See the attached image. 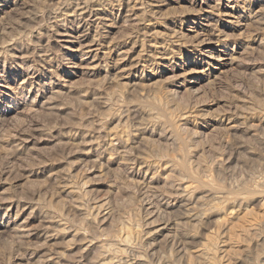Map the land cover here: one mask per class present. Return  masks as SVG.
Listing matches in <instances>:
<instances>
[{
  "label": "rangeland",
  "instance_id": "374dc122",
  "mask_svg": "<svg viewBox=\"0 0 264 264\" xmlns=\"http://www.w3.org/2000/svg\"><path fill=\"white\" fill-rule=\"evenodd\" d=\"M27 1H28L29 4L31 3L30 4V8H28V9H25L23 7L21 8V6H19L20 8L17 7V9H15L13 7L11 9L9 8V10L7 9L6 11H8V12H5L2 15L3 22L1 21L2 24L0 26V31L4 30V31L0 32V40H1L0 43L3 41L2 39H5V38H7L9 36L8 34L11 35V34H16V33H20L21 32L20 34L22 35V34L25 33L24 35H22L23 38L25 39L24 40L25 43L22 42V43L18 44V46H16L17 48H15V47H14L15 49L11 48V50L10 51L8 50V51L11 54L13 52H17L16 49H19L22 52H26V54H28V56L30 57V58H28V61L24 62L25 64L23 63V67L25 69H22L20 66H18L19 64H18L17 61H15V60L13 61V59L11 57H9L10 54L4 53L0 57V70H2V71H0V73L2 74V77L0 78V84H2L3 80L5 79L6 81H10L13 85H17V83H19V81L24 76H27L29 74L31 76H34L37 79L36 81L33 82L32 85L28 84V85L25 86V88H24V95L25 96L24 97H20V96H18V98L14 97L16 101H19V102L26 101L28 103V105L30 104V106L25 108L26 110L23 109L24 111L23 110L20 111V110L12 109L13 108L12 104L14 102H12V100H10V98H9V100H4V101L0 100V109H2L3 111H5L7 113V114L4 115V118L0 120V222H2V221L6 222L8 220H11V219L14 218V216L16 214L17 217H15V219L18 220V218H19L20 222L24 220L23 223L31 230V232L34 231L36 233L32 232V234L27 237L28 239H25L26 241L27 240L29 241L28 245L30 243V245L28 246L26 244L27 242L24 240V238H17L15 236H13L14 234L10 230H6L7 232L4 231V233H7V234H3L2 238L0 237V264H21V263L22 264H35V263L39 264V262H40V264H45V263L46 264L47 263L48 264H54V263L55 264H57V263L58 264H72V263L73 264H75V263L76 264H83L85 262V261H83L84 259L91 262L92 257L95 256V252L97 253V251H96L97 250L96 243L97 244H100V243L106 244L108 242V243L111 244V242H113V241H114L113 244L115 243V240H113L114 236H111V235L115 234L114 231L115 230L117 231L119 229V228H116L117 225H118V227H120L122 225V223H123V220L125 221V223H123L125 225L124 228H126V224L127 223H128L127 228H128V226H130L128 228V230H130L131 227L134 226L131 229V230L134 231V233H133V231H130L133 234V236L136 234L134 237H137L138 235L141 236L140 237L141 240H139L140 239L139 237L134 238V243L132 245V249L134 251L128 255L129 257L132 256V255L135 256V254L137 253L138 255L136 254V256L138 257V256L141 255L140 256L141 259L144 260L145 258H143V257L145 256L144 255V253H145L146 254L145 257L149 256L148 258L152 259L151 262H150L151 264H154L155 262H156L155 264L159 263L156 260L157 257H161L162 256V257H166L167 258V256H168V258L170 257L169 259H172L173 257L174 258L179 257L180 255H182L183 253L186 252L187 247H188V249H190L191 245H192L190 243L191 240L189 241V239H186L188 241L185 240L183 242L184 244L182 243L183 239L180 238L183 235L182 233L185 234L187 232L186 234H189V233L190 234L193 233L194 235L196 234L195 236L191 234V236H189V238L190 237L192 238V236H193V237H196V239L202 240L204 238L203 236L206 235L205 233L207 231V229L205 227L207 226V224L208 225H210V224L206 223V226H205L204 225L205 224L204 221H201L204 224L201 223V225L200 224L198 225V223H199L198 222L197 225H193V228L196 227V228H194V231H193L192 230L193 228L191 229L192 226L188 227V225H187L188 228L185 227L186 226L185 224H184V226H182L183 224L181 222L183 220L178 218L179 214H174L175 212L177 213L175 205L177 203L176 201H178L177 200L178 197H177V194L175 193L176 191L173 190V188L175 189V185L177 183L176 180L179 179L178 176H180V175L178 174V172H174L175 173L174 174L173 171L171 172L169 169L163 168L164 167L163 165L165 164V162H167L168 160H172L173 159V158H169L168 157V156L173 157V155H175V154H173L174 152L172 153L173 150L175 151L176 154H178V155H175V156L178 157V158L180 157L179 159L184 157V159L186 158L185 160L187 162H189L191 160L189 162V166L193 167V168L192 167L191 168H192L193 172L195 173V175L197 176V178L200 177L202 179L204 177L203 176L204 173L206 174V172H204V171H207L208 172L207 175H209V173L211 174V175H209L210 177L208 176V179L211 180L210 182H212L213 184L217 185V182H215V181H219L218 183H219V186L221 188L222 187L225 188V186H227V184H228L229 186H227L226 189H228L227 191H229V190L230 191H232V190L235 191V192L232 191V193H234V194H232L233 196H235L237 194V192L240 190L241 187L239 186V184L241 183L240 185L243 188H241V191H239V193H238L239 195H236V196H238V198L241 200V203H243L244 205L242 204L243 208H241L242 207L241 206L240 209H238L239 210L238 213H240L241 216H243V214H244V210H243L244 206H247V204H248V206L245 207L246 208L245 209V213H247L249 209H253L254 210L253 213H255V210L256 211L258 210L257 212L259 214V212L261 211L260 210L261 207L259 206V204H260L259 203L260 202L259 199L264 194V193H262L264 191V182H263L264 181V117H263V114H264V70H262V69H264V43H262V42H264V29L262 31L260 29L261 27H263V25L261 26V24H260V25H256L255 26V24H254V26L258 30L260 29V32L258 30H256L252 24H251L252 27L257 32L251 27V25L247 27V31L245 30L247 34L251 31L249 33V35L251 34L249 36V38L250 37L251 38L250 39L248 38V45H249L248 47H251V48L247 49L248 50L247 52H243V53H241V55L239 54V56L241 57L239 65L238 64H233L232 66L227 67V69L215 79L210 77L209 76L210 74L207 73L208 72L207 71L206 72V76H203V78L200 81V83L195 87V88L199 87L198 91L196 90L197 92L194 91V90L193 91L190 90V91H188V93L186 91L185 93H187V94H185L184 90H182L181 92H176V95H175L174 94L175 92L172 91L174 86H172V82H170L168 80V78H166L167 77V75H166L167 72L165 73V71H163V64H162L163 61L156 57L157 55L155 54L156 51H155L154 47L157 46L158 44L159 45L161 43L163 44L161 46L166 48V52H169V57L171 58V59L169 58V60L166 61V62L174 61L175 63L177 62V64H180V65H183L185 62L188 63L189 62L188 59H190L188 57L191 56L190 55L191 52H189V49L184 44L185 38L182 39L181 37L183 36V33H185V31L188 28V26H190L191 24L190 25L189 24L170 25L169 20H167L168 17L165 18V16H162V15L159 16L158 14H154L156 16L155 17L151 13V7H150V6H152V3L153 4H158V5L161 4L159 7L162 9L164 14H166L165 12H168V11L169 12L173 11V12L178 13V12H180L181 8L176 6L175 3H173V0H167V1L164 0L165 3L163 5H162V1L161 0L160 1L156 0L157 2L153 1V0L152 1H150V0L149 1L139 0L140 3L142 1V4H140L141 6L139 5L140 9L137 10L138 12H137V15L135 17L136 19L134 18L133 21H131L132 18H130V17L128 18V17L125 16V11H124L125 10V7H124L125 5L123 4V0H118L117 1L118 3L116 2V4H113V2H110V1H107V0H100V4L98 5V7L100 6L99 7V15L101 16V19L104 17L103 18L104 21L100 19L101 20L100 22L98 21L97 23L93 24L92 22L87 20L85 17L84 18L75 17L76 20H75V18L74 19L73 18H71V19L68 18V19H66L64 21L65 26H63V27H61L60 25H57V24H56V26H54L55 24L52 23V19L50 18V15H47V11L45 9L43 10V8H45V7L42 5L43 3H40L42 1H40V0H27ZM130 1H131V3H134L137 0H130ZM214 1H217V0H214ZM218 1H220V0H218ZM240 1H241V4H242V3L248 2L250 0H240ZM256 1H259L262 4H264V0H256ZM143 2H145V3H143ZM36 4H37V8H36ZM120 4H121V6H120ZM142 5H143V7H142ZM172 6H176V7H173L172 10H171L170 7H172ZM167 7L169 8V10L165 11L164 9L165 8L167 9ZM33 8H35L36 10H40L41 11L39 13V15H38L37 23H36V20L34 21V23H33V21H28L29 15H27V14H29V12H26V11L27 10L31 11ZM175 8H178V9H175ZM18 10H19V12H17ZM23 10H25V11H23ZM139 10H140V12H139ZM6 14H8V16ZM25 16H27V17H25ZM137 17H139L140 19L142 18V19L141 20L139 19V21H138ZM158 17H160V18H158ZM4 18H5V20H4ZM261 19L262 18L260 16L259 21ZM123 20H124V23H123ZM263 20H264V15H263L262 21ZM4 21H6V22H4ZM107 21L110 22L109 26H108ZM134 21H136L137 24H136V22L134 23ZM259 21H258V24H259ZM262 21H260V22H262ZM38 22L39 23L41 22L43 24V25L41 24L42 27H41V25ZM84 22H86V23H84ZM102 22L104 24L105 23L106 24L103 25ZM111 22L115 23L117 26L115 27V25H113V23L111 25ZM31 23H32V25L33 24H35V25L32 26V25H30ZM146 23H147V25H146ZM96 24H97V26H96ZM152 24H155V26H156L155 29H158L159 32H160V34H159V32L155 33L156 35L158 33L157 36L154 34V32H152V30H153L152 29L153 28ZM25 25H28V26L30 25L29 26L30 28L28 29L27 26H25ZM88 25H90V26H88ZM15 26L18 27V28H16ZM99 26H100V28L98 29ZM257 26H260V27H257ZM2 27L3 28L5 27V28L2 29ZM93 27H94V29H93ZM95 27L99 31L95 30ZM172 27H174L176 29L175 30V32H176L175 35L179 32L177 35L180 34L179 35L180 37L176 35L177 36L176 38L177 39L180 38V39H178V41L181 42V40H182L183 41L182 43L178 42V43H175L176 45L175 44L173 45L172 41L169 39V37L166 36V34L168 32V28L170 29ZM14 28L16 30H18V31H15ZM31 28H33V29H31ZM42 28H43V30H42ZM19 29L22 30V31H20ZM25 29H27V30H25ZM65 29L67 31H71V32L74 31L73 35L76 36V40H77V38H79L77 43L78 42H82L83 43V42L92 40V43H94L93 47L95 48V51H92L88 55L90 57L94 58V60L96 59L95 60L97 62V67L96 68L98 70L95 68L93 70H90L89 73H84V74H82V72H80V74H79V72H77L75 74H67L66 73V70H67L66 65L71 64V61L75 60V58H73L72 54L66 53L67 51L63 48L64 47L63 46L64 43L61 40L60 35L63 33V30H65ZM142 29L143 30L147 29V31L146 30L143 31ZM160 29L162 30V32L160 31ZM9 31H10V33H8L6 35V33L9 32ZM87 31H89L91 34L89 32H87ZM140 31H142V33ZM149 31H151L152 33L151 32L148 33ZM3 32H4V34H3ZM60 32H62V33H60ZM253 32L254 33L256 32V33L254 34ZM34 33H36L37 35L34 34ZM130 33H131V35H130ZM146 33H148V35ZM38 34L39 35L41 34L40 37H39ZM80 34H81V36H80ZM96 34H97V36H96ZM118 35H119V37H118ZM34 36H36V37H34ZM1 37H3V38H1ZM27 37H29V38H27ZM126 37L127 38L129 37V38L127 39ZM139 37H141V38H139ZM155 37H157V38H155ZM159 37H161L163 40H160L161 38H159ZM154 38H155V40H154ZM164 38H165L166 41L164 40ZM254 38H256V39L253 40ZM29 39H31L32 41L29 40ZM108 41H110V42H108ZM113 41H114V43H113ZM134 41H136V42H134ZM137 41L138 42L140 41V43H138ZM160 41H161V43H160ZM124 42H125V44H124ZM149 42H151V44ZM26 43H28L27 44L28 46L25 45ZM108 44H109V47L107 46ZM114 44H115V46L116 45L117 46L115 47ZM134 44H135V46H134ZM152 45H155V46H152ZM235 45H236V43H233V41H232V43L230 45V48H235V47H233ZM28 47L30 48V51H28V49H29ZM149 47L152 48V49H149ZM144 48L147 49L148 51L145 50ZM168 48H172L173 51H175V53L177 52L176 53L177 55H175V53H173V51L171 49H168ZM25 49H27V51H25ZM253 49H255V50H253ZM123 50H126V51H123ZM140 50L142 52H144V55H146L147 57L145 56L143 60H140L139 62H136L137 63L136 64V63H134V60H133L134 57L133 56L135 54V57H136L137 53L141 52ZM181 50H183V51L181 52ZM102 51L106 52V53H103ZM47 52H49V53H47ZM68 52H70V51H68ZM117 52L118 53L121 52L120 56L117 54ZM32 53H34V54H32ZM101 53H102V56H101ZM108 54H109V56H108ZM178 54L180 56H178ZM30 55H32V56H30ZM96 55H97V57H96ZM111 55L112 56L114 55V56L112 57ZM193 55L195 57H198V56L200 57L199 52H195V54H193ZM3 56H5V57H3ZM106 56H108L109 58L106 57ZM123 56H126L127 58L123 57ZM151 56H153V57H151ZM48 57L51 60L48 59ZM122 57H123V59H122ZM99 58H101V59H99ZM118 58H120L122 60V65H121L122 67H120V68L116 67V60ZM45 60H47V61H45ZM155 60L158 61V62L155 63ZM113 61H115V62H113ZM151 61H152V63H151ZM141 63H143V64H141ZM130 64H133V65H131L132 69H131L130 66H129L130 68L128 67V65H130ZM134 65H137V67L134 66ZM133 66H134V68H133ZM122 68H123V70H122ZM198 68H201V67H198ZM40 69H42V70H40ZM51 69H53V70H51ZM124 69L125 70L127 69L126 70L127 73H125L126 71ZM150 69L152 70L153 73L150 72L151 71ZM117 70H121V74H123L122 75L123 78L120 80V82L122 81L121 84H120L119 81L117 82L116 80H114V76L116 74V72H114V71H117ZM162 72H164V73H162ZM107 73H109V74H107ZM85 74H87V75H85ZM105 74H106V76L107 75H110V76H109L108 79H105L108 76L104 77V80H103L102 78H103V76ZM112 74H114V75H112ZM125 75H127V77H129V78H127ZM142 75H143V77H142ZM98 78H100V79H98ZM134 78H139L140 80L138 79V82L140 84H142V85H139V87H136L135 89L132 87L133 82H134ZM74 80H75V82H74ZM107 80H109V81L111 80L110 82H112V83H110ZM124 80L126 81V84L123 83ZM157 80L159 81V83H157L158 82ZM212 80H214V81H212ZM64 82H66V83H64ZM69 82H70V84H69ZM127 82H129V83L127 84ZM151 83L153 85H150ZM185 83H186V81H185ZM62 84L63 85L64 84H66V85H71L72 84L71 86L74 85L75 87H73V88H75L76 90L72 88L71 91L67 92L68 90H66V88H65L66 86L65 85L62 86ZM122 84L125 85L126 92L124 90L123 91L124 93H122V91H121V90L124 89V88L121 89V86H123ZM158 84H159V86L156 87V85H158ZM129 85H130V87H129ZM148 85H150V86L148 87ZM114 86L115 87L117 86V87L115 88ZM146 86H147V88L145 89ZM151 86L155 87V88L152 87L154 90H156V91L159 90V91L156 92V91H153V89L152 90L149 89ZM41 88H42V90H41ZM112 88H113V90L115 88V90H117L116 92H118V90H119L120 93L113 95L112 98L113 97L114 98H113V100L111 99L112 100V102H111L108 99H110L111 95L114 94V92H115V90L114 91L111 90ZM160 88H162V89H160ZM164 88H166L165 90H167L169 88L170 89H169V91L167 90L166 91L167 93H166L164 91ZM56 89H58V90H56ZM92 89H93L94 92L92 91ZM136 89L138 90L139 94L141 93L140 95H138V92H137ZM83 90L86 93H84ZM27 91H29V92H27ZM55 91L56 92L60 91V92L56 93ZM65 91L67 93H69V94H66ZM107 91H109L108 93H110V91H111V95L107 94ZM132 91L135 93L134 95H132L133 94ZM191 91L193 92V94H191ZM154 92H156L155 95L159 99V100L157 99V101L155 99ZM161 92L162 93L165 92L166 95L165 94L164 95L160 94ZM171 92H173L172 95H171ZM82 93L84 95L81 96ZM130 93H132V94L130 95ZM151 93H152V97H150ZM180 93H181V95H180ZM182 93H184V94H182ZM27 94H28V96H27ZM103 94L104 95L107 94L110 97H108L106 95L107 97L105 96L103 98L102 97ZM35 95H37V96H35ZM75 95H77L79 97L77 98V96H75ZM93 95H94V97H93ZM157 95L161 98V100H160V98ZM167 95H168V97L171 96V97H169L170 99L167 97ZM40 96H41V98H40ZM115 96H118V97H115ZM140 96H142V97H140ZM145 96H147V97H145ZM164 96H165V98H164ZM47 97H50V101L59 110L57 108L56 109H52V110L48 109V106L43 104L44 103L43 101H45L46 100L45 98H47ZM74 97L76 98V100L79 99L81 101H79V100L76 101ZM100 98H102V99H100ZM105 98H106V101H105ZM117 98L118 99L122 98V100H120V99L119 100L122 101L123 103H121ZM148 98H150L151 100L148 99ZM167 98L169 99L168 100L169 102L167 101ZM187 98H189V99H187ZM114 99H115V101H114ZM243 99H245V100H243ZM116 100L118 102H120V104L118 102H116ZM82 101H83V103H82ZM103 101H105L106 104ZM134 101L136 103H134ZM161 101H164L163 105H162ZM101 102L103 104H105V107H104V105ZM107 102H109V105H108ZM139 102H141L140 105H139ZM151 102H153L152 107H150L151 106L150 105ZM165 102H166L167 106H168V103H169L168 107L173 106L172 110L174 109V111L177 110V105L180 107V109L177 112L175 111L176 113L173 115L172 113H174V111L172 112L171 108L170 109L167 108L166 105L164 104ZM173 102H174V104H173ZM97 103H99V104H97ZM158 103H160V104H158ZM41 104H43L44 106L41 105ZM123 104H125L126 106L123 105ZM136 104L139 105L138 108H136L137 107ZM154 104H156L157 106L158 105L160 106V108L158 106L159 109L157 108L159 111L156 108L153 107V106H156ZM101 105H103V106H101ZM107 105L110 106L109 109H111V110L108 109ZM146 105H148V106L150 105V106L148 107ZM174 106H175V108H174ZM112 107H113V109H112ZM127 107H128V109H127ZM140 107L141 108H145L147 111L149 110L150 113H151L150 115L154 116V117L152 116L153 118L157 117L158 114L161 117L165 116L166 119L168 118V120H170V121L167 120L168 122H170L168 124V126L171 125V124L172 125L175 124V119H177L176 120V121H178V123L176 122V124L178 125L177 128H176L175 125H174V127H172V125H171L172 128L171 127L167 128V126H166L167 125V121H165V119L161 118V117L160 118L157 117L158 120H157V118H155L156 120L151 118L152 119V120L150 119L151 122H150V120L148 121V119H147V121L145 122V120H146L145 118H148V117H146L148 115L143 114L142 116H143L144 119L141 117V115H138V112H137L138 110L137 109H139ZM261 107H262V110H261ZM29 108H31V109H29ZM70 108H72V109H70ZM152 108L156 109L157 111L156 110H152L151 111L150 109H152ZM184 108H187V110L185 111ZM234 108L236 109L237 112L235 111ZM27 109H28V111L30 110L29 111L30 113L27 111ZM161 109H163L164 111H162ZM190 109H191L192 112L190 111ZM105 110H107V112L106 113H102V112H105ZM119 110H120V112H118ZM125 110H126V112H125ZM165 110L166 111L167 110H171V111L165 112ZM260 110L263 111V112H261ZM16 111H18V112H16ZM108 111H109V113H108ZM179 111H180V113H179ZM222 111H223V113H222ZM114 112H115V114H114ZM157 112H158V114L156 115ZM169 112H170V114H169ZM185 112H190V114L192 113L190 115L191 117L187 116L186 117L187 119L186 118H182L181 116H183V113H185ZM249 112H251L253 114L250 115ZM259 112H261L262 115H260ZM118 113H121L122 115L120 114L121 115L120 116ZM126 113H127V115H126ZM130 113H132V115ZM193 113L196 115L195 117L193 116L194 115ZM199 113H201V114H199ZM239 113L244 114V115L242 116L240 114V116H238ZM247 113L250 115L249 117L247 116L248 115ZM112 114L115 115L114 118L112 117L113 116ZM166 114H167V116H166ZM101 115H102V117L104 115H106L108 117L105 118V116H104L103 117L104 120H103V118L100 117ZM168 115H169V117H168ZM197 115L198 116L201 115L202 117L199 116V117H201V118H199V117H197ZM224 115H225V117H224ZM234 115H235V118L237 117L236 118L237 120L234 118ZM172 116H173V118H171ZM175 116H177V117H175ZM178 116L181 117V118H178ZM214 116H216L217 118H214ZM257 116L259 117V119H261L260 117L263 118L262 120H260L261 122L259 121ZM115 117H118V118H115ZM140 117L144 120L143 123H142V121L140 123V119H139ZM109 118H110V120H109ZM188 118L189 119L192 118L191 119L192 121L189 120ZM229 118H230V122H229ZM245 118H249V119H245ZM125 119H126V121H125ZM133 119H134L135 122L133 121ZM178 119H180V120H178ZM193 119H195V120H193ZM100 120H101V123H100ZM117 120H119V125H117V123H118ZM153 120H154V122L157 125H153V124H155L153 122ZM238 121H239V123H238ZM137 122H139L140 125ZM149 122H150V124H149ZM179 122H180V124H179ZM185 122L186 123L188 122V123L185 124ZM106 123H108V124H106ZM115 123H116L117 127H115L116 126V125H114ZM145 123L149 124V127L147 129H146V127L148 126V124L145 125ZM210 123H211V125H210ZM233 123H236L235 124L236 126ZM163 124L164 125L166 124L165 127H164ZM230 124L234 125V128H230L231 130L228 128L229 127L228 125H230ZM237 124H239V125H237ZM258 124L262 125L263 127H260V125H258ZM97 125H98V127H97ZM113 125H114L115 128L113 127ZM130 125H132L133 127L135 126V127L131 128L132 126H130ZM161 125H163V129H162ZM43 126H44V128H43ZM118 126H119V128H118ZM123 126L127 130L126 132L124 131L125 129H123ZM178 127H179V129H178ZM236 127H238V128H236ZM135 128H136V130H135ZM138 128H143L144 129L143 130L144 133L138 134V131H137ZM173 128H174V131H173ZM183 128H184V130H183ZM108 129L109 130L110 129H116V130L120 129V131L124 132L123 133V135L125 136L124 138H129L130 137L129 139H126V141H128V142H127L126 146L123 147V150L125 148L127 150V152H128L127 153L126 150H124L126 152V154H123V156H125V157L127 156L126 160H125V157H123V156H122L123 159H121V158L117 159V157H118L117 155L118 154H113L115 152H113L112 149H108L106 147L105 144H107V142H108L107 141L108 140V136H107ZM130 129H133L134 131L133 130H131V131L134 132V133H131V131H129ZM180 129H181V132H180ZM226 129H228V130H226ZM169 130H172L173 132L169 131ZM183 131H185V132H183ZM96 132H99V133H96ZM127 132L129 134H127ZM135 132H137V133H135ZM176 132L180 135L179 137L183 138L184 140L183 139L177 140L179 137L177 136V134L175 136L174 133H176ZM232 132H234V133H232ZM61 133H65L64 136ZM67 133H68V135H66ZM134 135L135 136L138 135V137L135 138ZM140 135L142 136V139L140 138L141 137ZM250 135H252V136H250ZM166 136H167V138H166ZM169 137H171V138H169ZM172 137H174V138H172ZM185 137H186V139H185ZM105 138H106V140H104ZM137 138H140L141 140H139V139L137 140ZM173 139L175 141L176 140L177 141L175 142ZM87 140L88 141L90 140V141L88 142ZM91 141H93V142H91ZM132 141L134 143H132ZM169 141H170V143H169ZM180 141L183 142V144H181ZM138 142L143 143V145L142 144L140 145V143H139L138 146H136ZM146 142L148 144H146ZM84 143L86 145H84ZM101 143H103V144H101ZM91 144H92V149L93 150L91 149V147H89V146H91ZM97 145L99 147L101 145L102 148L99 149V147H97ZM179 145H180V149L181 150L178 147ZM190 145H192L193 147L190 148L191 147ZM94 146H96L97 149H95L96 147H94ZM130 146H131V148H126V147H130ZM134 146H136V147H134ZM139 146H141V148L143 146L144 147V151H143V148L142 149L138 148ZM149 146H152V147H149ZM153 146H154V150L155 149L158 150V151L155 150L156 152H154V153H156V154L159 153L156 156L159 157L160 159L158 158L157 160H155L157 157H155L154 156L155 154L153 152H151L153 150ZM173 146H176L177 149H179V150L176 149L177 150L176 151L175 147H173ZM181 146L186 147V148H182ZM188 147L190 148V150H189ZM81 149H82V151L84 150L83 151L84 153L81 151ZM86 149L87 150L89 149V150L94 151V152L92 153L89 150H88L89 151L88 152ZM106 149H107L108 152L106 151ZM138 149H140L141 151L138 150ZM148 149H150V150H148ZM171 149H173V150H171ZM193 149H194V151H193ZM183 150H185V151L187 150V151L186 152L184 151V153L182 154ZM85 151H87L88 153L85 152ZM160 151H164V153H166L167 157L163 153H161ZM167 151H168V153H167ZM207 151H208V153H206ZM110 152H113V153H111L112 155L109 154ZM136 152L139 155H137ZM139 152L141 153V155H147V158L151 161V167L150 168L149 167H145V166L142 167V165H139V161H137V160H139L138 157H140V153ZM144 152H145V154H144ZM99 153L102 156H100ZM151 153L153 154V156H152ZM198 153H199V155H198ZM96 154L100 156V160H99V157H97ZM135 154H136V156H135ZM160 154H163V156L166 157L165 159H167V160L165 161L164 157L161 156ZM184 154L185 155L189 154L188 157L192 158V159H189L187 156H184ZM94 155H95V159L97 158L96 161L92 160V159H94ZM179 155H181L182 157L179 156ZM192 155L194 156V159H193V157H191ZM112 156H114V157L111 158ZM149 156H151V157L149 158ZM195 156L196 157L199 156L197 158H200L199 159L200 162H198V159L195 158ZM176 157H174V159ZM105 158H106V160H105ZM86 159L88 160L87 162L84 161ZM132 159L133 160L135 159V161H134L135 163L131 162V161H133ZM195 159H196V163H194ZM90 160L92 161L91 163H89ZM98 160H99V163H100V161H105V162H103L102 165L100 163V166H98L99 165ZM121 160L122 161L125 160L124 163ZM193 160H194V162H193ZM118 161H119V163H117ZM152 162L155 165H156V162H158L157 165L159 167L157 165L155 166ZM197 162L199 164V169H200L201 172L206 168L205 166L208 165V167L206 168V170H204L201 173L199 171V169L196 167V165L198 166ZM203 162H205L204 165H203ZM159 163H160V165H159ZM191 163H194V165H192ZM90 164H92V165L94 164L95 166L94 165L92 166ZM104 164H106L107 167L103 168L102 166H105ZM205 164H207V165H205ZM216 164H219V165H216ZM210 165H211V169L209 167ZM90 166H92V167H90ZM212 166H214V167L212 168ZM89 167L92 168V170H90ZM98 167H100V168H98ZM101 167L103 169H101ZM152 167L154 169H152ZM218 167L220 169L219 171H217ZM148 168L150 169V171H149ZM160 168H163V169H160ZM179 168L180 167H177V170H179ZM195 168L198 169V172H196ZM202 168H203V170H202ZM94 169H96V170H94ZM155 169H157V170H155ZM145 170H146L147 173L144 174ZM153 170L156 171V174L160 173V176H158L159 178L157 177V175L154 173ZM180 170H182V169L180 168ZM210 170H211V172H213V174L215 173L214 176L212 175ZM98 171L101 172V173H99ZM169 171H170V173L167 176L166 173H168ZM150 172H151V174H154V175H151ZM182 173L184 174L185 172L183 171ZM170 174H171V176H172V174L174 175L173 178L177 177L176 180L173 179L172 177H170ZM162 175L164 177L167 176L168 178L167 177L164 178ZM198 175H200V176L198 177ZM151 176H154V177L152 178ZM169 177H170V179H172V181L173 180L174 181L171 182V180H170V182H169V180H167L166 181L167 183L165 181H163L164 179L165 180L169 179ZM213 177H214V180H212ZM53 178H55V179H53ZM139 179H140V181H139ZM237 179H238V181L240 180V182L236 184V182H238V181H236ZM242 180L244 181V183H243ZM138 181H139V184H138ZM147 181H150V182H147ZM254 181L257 182V183H255ZM141 182H143V183H141ZM145 182H146V184H144ZM245 182H248L249 184L247 183V185H246ZM230 183H231V185H230ZM232 183H234L236 186L234 184L232 186ZM141 184L145 185V187L143 185L141 186ZM161 184H165V185H161ZM252 184L254 186H257L256 189L262 187L263 191L261 189H258L259 191L258 190L256 191L255 187ZM68 185H70L71 187L68 186ZM78 185H80V186H78ZM150 185H151V188H150ZM154 185L157 186V188H159V189H156V187ZM243 185L244 186L246 185V188H244ZM248 185H250L252 188L249 187ZM126 186L128 188H126ZM171 186H173V187H171ZM247 186L250 189H248ZM232 187H234V188H232ZM69 189H71L72 191L69 190ZM226 189H223V190L226 191ZM243 189L244 190L246 189V190L244 191ZM251 189L253 190V193H250L252 191ZM67 190H69L70 192L68 193ZM77 190H79V191L76 192ZM164 190L166 191V193L168 191L171 192L172 196L171 197L169 196V194H168L169 192L167 194H165V192H164V194H162ZM236 190H238V191L236 192ZM254 191L259 192L258 195ZM80 192H82L81 196H80ZM153 192H154V194H153ZM173 193H174V195H173ZM241 193L242 194L249 193V195L248 194L242 195ZM253 194L254 195L256 194L257 196L255 195V197L254 196L252 197ZM64 195H66V196H64ZM82 195H84L83 196L84 197L83 200H82ZM164 195L165 196L168 195L167 199L168 198L169 199L167 200ZM126 196H127V198H126ZM246 196H248L250 198H248V197L246 198ZM257 198H259V199H257ZM77 199L79 201L82 200V202L86 203V205L84 206V203H82V202L80 203ZM102 199H104L107 202V204L102 206V208H98L99 207L98 204H100L101 202H104V200H102ZM76 203H78V205ZM80 204L82 205V208H81L82 210L79 209L81 207V206L79 207ZM249 204L252 205V206L250 207ZM33 206H36V207H33ZM76 206H77L78 209L76 208ZM83 206L84 207L87 206L89 209L88 208L86 209ZM104 208L107 211L104 210ZM161 208H163V210ZM44 209H46V210H44ZM52 209H53V211H51ZM164 209H166V210H164ZM91 210H92V212H90ZM94 210H95V212H94ZM172 210H175V212L172 211ZM242 210H243V212H240ZM86 211H88V212L85 213V214H87L89 217L87 215H85L86 217L83 216L82 214L81 215L83 217H81V215H79L80 212L84 213ZM104 211L108 212L109 214L111 213L110 216H109L108 213L106 214ZM44 212L46 213V215L43 214ZM89 212H90V214H89ZM251 212L252 211H250V213H248L249 217H247V218L249 220H250V217H253V215H252L253 213H251ZM257 212H256V214H257ZM91 213H95V214L92 215ZM103 213H105V214H103ZM112 213L114 215H112ZM61 214H62V216H61ZM75 214H77V215H75ZM133 214H134V216H132ZM48 215H50V216L48 217ZM26 216H29V217H26ZM78 216H80V219L87 218V220L84 219L86 221L83 222L82 221L83 219L82 220L77 219V218H79ZM111 216L113 218H115V220H113V218ZM115 216L117 217L118 220L116 219ZM169 216H173V217L170 218ZM244 216H245V214H244ZM22 217H23V219H22ZM102 217H104V218H102ZM255 217H256V215L254 214L253 218H255ZM56 218H57V220H53V219H56ZM66 218H69L70 220L66 219ZM111 218H112L113 221L116 222V224L117 223L118 224L116 225L115 222H113L111 220ZM168 218H169V220H168ZM176 218H177V220L180 219L179 221H181V222H180V225H178V227L176 226V229H177L176 235L178 237H173L172 235L170 236V237H173L174 240H173V238H170L169 236L163 237V236H161V235L159 236L158 234L153 232L155 227H156V225L159 224L158 221H160V223H161V221L162 222L166 221V220L172 221V220H174ZM45 219H47V220L50 219V220L47 221ZM63 219H64L65 223H67V224L69 223V224L67 225V224L63 223L60 226L57 225V221H59V223H62ZM71 219H72V221L73 220L74 221L71 222ZM88 219H90V220L92 219L93 222H95V223H93L91 221L89 222ZM119 220L122 221V222L120 223ZM132 220H134V221H132ZM136 220L138 221L137 224H136ZM79 221H82L81 222L82 226H78V225H81ZM70 222L73 223L71 225V227L69 226ZM74 222H76L75 224H77V223L78 224L74 225ZM85 222H87V223H85ZM112 222H113V224H112ZM41 223L42 224L45 223V224H43V226H41L42 225ZM119 223L121 225H119ZM36 224H37V228L35 227ZM46 224H47V226L49 225L48 227H50V228L52 227L53 229L52 228L50 229V228L46 227ZM110 224H112V225H110ZM29 225H31V228L33 230L30 228ZM38 225H39V227H38ZM56 225L59 227V229L64 226L60 230H64V229H66V227L71 228V229L73 227L74 228L75 227L76 228L79 227L83 233H85L86 231H88V232L90 231L91 233H87L86 232L85 235L88 238H94L95 237V241L96 242L93 239L95 244L92 243L87 249L82 250L81 248L77 247L78 246L76 244V241H77L76 239H78L77 236H74V237H73V235L71 236L72 233L69 234V233L65 232L66 230H64V233L62 231H60V230L58 231L57 230L58 227ZM114 225L116 227H114ZM124 225H122V227ZM153 225H155V226H153ZM84 226L85 227L87 226L86 228L88 230L84 229L85 228ZM199 226H200V228H199ZM42 227L45 228V229H43ZM100 227L102 228L101 231H104V232H102V233L100 232V229H98ZM39 228H41V229H39ZM135 228H136V230H135ZM184 228H186V229H184ZM204 228L206 229V231H205ZM207 228H208V226H207ZM43 230L48 232L49 234H51L49 236V239H45V238L43 239L42 235L41 236L38 235L39 233L41 234V232H44ZM84 230H85V232H84ZM112 230H114V231H112ZM182 230H184V231L188 230V231H186V232L183 231L182 232ZM263 230L264 229L262 228V231L260 233L261 235L263 233ZM94 231L96 233H94ZM105 231H109L110 233L109 232H108L109 234L105 233ZM111 231L113 232V234H111L112 233ZM136 231H138V232H136ZM141 231L144 232V233L142 234ZM151 231H152L153 234L150 233ZM9 232H11V234H8ZM99 232H100V234H99ZM104 233L106 235H104ZM147 233L149 234V237H148ZM87 234H90V235L91 234H95V236L91 235V237H90ZM101 234H103L104 236L101 235ZM107 234L109 236H111V237H109ZM146 234H147V236H146ZM179 234H181L180 237H179ZM202 234H204V235H202ZM4 235H5V237H4ZM36 235L38 237H36ZM62 235H64V236H62ZM199 235H200V237H198ZM263 235H264V233H263ZM263 235H262V237H263ZM96 236L100 237V238L98 239ZM105 236L106 237L108 236L107 239H110V240L108 241ZM144 236H145V240L146 241L143 239ZM35 237H36V239H35ZM70 237H72V238H70ZM75 237H76V239L73 240V238H75ZM162 237L164 238V242L162 240L163 239ZM29 238H30V240H29ZM150 238H152L153 240L150 239ZM156 238H158V239H156ZM176 238H178V240H176V242H175ZM68 239L71 240V241L73 240L72 241L73 243L76 240L75 241V245L74 244H70V241H68ZM105 239H106V241H105ZM142 239L144 240V242H142L143 241ZM171 239H172V242H171ZM40 240H42V241H40ZM46 240L49 242L50 245L48 244V242ZM53 240L54 241L57 240V242L56 241L54 242ZM167 240H168V242H167ZM180 240H182L181 241L182 244H180V242H179ZM97 241H100V242H97ZM140 241H141V243H140ZM154 241H156V242H154ZM177 241L179 243H177ZM23 242H26V243H24L25 245L23 244ZM45 242H47V245H46ZM67 242H68V244H67ZM137 242H139L140 244L137 243ZM186 242H189L191 245L189 243H186ZM35 243H37V245H35ZM144 243H148V244H146V246H144ZM166 243H167V245H166ZM158 244H159L160 248H159ZM186 244H187V246H186ZM45 245H46V247H45ZM69 245L72 246L73 249ZM134 245H136V246H134ZM169 245H171L170 246L171 249L168 248ZM39 246L41 248H39V250L36 249ZM137 246H138V248L136 249ZM162 246H163V248H162ZM183 246L186 247V248H184ZM47 248H48V251H46ZM75 248L77 250H80V251L82 250V251H86V252H82L81 251V253H80V251H77ZM154 249H155V252H154ZM164 249H165L166 252L164 251ZM182 249L183 250L185 249L184 250L185 252L182 251ZM251 249L253 250L252 247H250V250ZM258 249L259 250H258V254H257V253H255V251H256L255 249H254L255 251H252V250L249 251V248H248V252L250 254H252V252H254L253 254H257V256L254 255V258L255 257H257V258L254 259L252 257L251 264H264V252H263L264 251V246H263V249L262 248H258ZM261 249H262V252L260 251ZM59 250H60V252H59ZM149 250H150V253H149ZM169 250L172 251V253ZM41 251L42 252H46V253L44 254ZM55 251H58L61 255L58 252H55ZM139 251H141L140 253H142V254H139ZM152 251H153L154 255H153ZM156 251H157V253L159 251V253H158L159 255L156 253ZM161 251L162 252L164 251L165 253L164 252L162 253ZM244 251H246V250H244ZM48 252H49V254H48ZM176 252H177V254L178 253L179 254L178 255L175 254ZM240 252H243V250L240 251ZM62 253L64 254L63 256H62ZM155 253H156V255H155ZM160 253H162V255H160ZM168 253H169V255H168ZM41 254H42V256H41ZM46 254L50 255V260H48V262H45V258L47 256ZM150 254H151V256H150ZM163 254H165V256ZM253 254H252V256H253ZM51 255L55 256V257L52 258ZM172 255H173V257H172ZM79 256L81 257V259H80ZM40 258L45 263L42 260H40ZM88 258H91V259H88ZM148 258H147V260L150 261V259H148ZM253 259H254V261H253ZM35 260H37V261H35ZM29 261H30V263H29ZM145 261H146V259H145ZM148 261H146V262H148ZM152 261L154 263H152Z\"/></svg>",
  "mask_w": 264,
  "mask_h": 264
},
{
  "label": "bare ground",
  "instance_id": "6f19581e",
  "mask_svg": "<svg viewBox=\"0 0 264 264\" xmlns=\"http://www.w3.org/2000/svg\"><path fill=\"white\" fill-rule=\"evenodd\" d=\"M40 1H42V2H40V3H43L42 5L45 7V8H43V10L45 9L46 11H47V15H50V18L52 19V23H54L55 25L54 26H56V24L57 25H60L61 27H63V26H65V23H64V21L66 20V19H71V18H75V17H79V18H86L87 20H89L90 22H92L93 24H95V23H97L98 21L100 22L101 20H103V18L101 19V16L99 15V7H98V5L100 4V0H40ZM107 1H110V2H113V4H116V2L118 1V0H107ZM144 1H149V0H144ZM150 1H152V0H150ZM153 1H156V0H153ZM160 1V0H159ZM162 1V5L165 3L164 2V0H161ZM167 1V0H166ZM32 2V1H31ZM115 2V3H114ZM122 2V1H121ZM157 2V1H156ZM155 2V3H156ZM169 2V1H168ZM244 2V1H243ZM39 3V4H40ZM118 3V2H117ZM120 3V2H119ZM143 3H145V2H143ZM167 3V2H166ZM173 3H175V5L176 6H178L179 8H181V10H180V12H178V13H176V12H169L168 10H169V8L167 7V9L165 8L164 10L165 11H168V12H165L166 14H164V12L162 11V9L159 7L161 4H153L152 3V6H150L151 7V13L154 15V14H158L159 16L160 15H162V16H165V18L166 17H168V19L167 20H169V23H170V25H178V24H191L190 26H188V28L186 29V31H185V33H183V36L181 37L182 39L183 38H185V40H184V44L186 45V47L189 49V52H191V56L190 57H188V58H190V59H188L189 60V62L188 63H184L183 65H180V64H177V62L175 63L174 61H170V62H166V61H168L169 60V52H166V48L165 47H163V46H161V45H163L162 43H161V41H160V45L158 44L157 46H155V45H152V46H155L154 48H155V51H156V57L157 58H159L160 60H162L163 61V71H165V73L167 72V77L166 78H168V80L170 81V82H172V86H174V88H173V92H175L174 94L176 95V92H181L182 90H184V93L187 91V93H188V91H190V90H194V91H198V88H195L199 83H200V81L202 80V78H203V76H206V72L207 73H209L210 75V77H212V78H217L220 74H222L226 69H227V67H229V66H232L233 64H240V56H239V54L241 55V53H243V52H247L248 50L247 49H250L251 47H248L249 45H248V38H249V36L251 35H249V33L251 32H249L248 34L246 33V31H247V27L248 26H250L251 24L254 26V24H255V26L256 25H260L261 24V26L263 25V27H261L260 29H261V31L264 29V20L262 21V19H263V15H264V4H262L261 2H259V1H256V0H250V1H248V2H245V3H242L241 4V1L240 0H220V1H214V0H173ZM31 4V3H30ZM30 4L28 3V1L27 0H0V26H1V24H2V22H3V20H2V15L5 13V12H8V11H6L7 9L9 10V8L11 9L12 7L13 8H15V9H17V7H19V6H21V8L23 7V8H25V9H28V8H30ZM34 4V3H33ZM110 4V3H109ZM108 4V5H109ZM123 4L125 5L124 7H125V16L126 17H130V18H132L131 19V21H133V19L136 17V15H137V10L138 9H140V4H142V1H141V3H140V1L139 0H137V1H135L134 3H131V1L130 0H123ZM149 4V3H148ZM151 4V3H150ZM140 5V6H139ZM147 5V4H146ZM145 5V6H146ZM167 5V4H166ZM102 6V5H101ZM120 6H121V4H120ZM176 6H172V7H170V9L172 10V8L173 7H176ZM32 7V6H31ZM142 7H143V5H142ZM20 8V7H19ZM36 8H37V4H36ZM102 8V7H101ZM120 8V7H119ZM150 9V8H149ZM148 9V10H149ZM175 9H178V8H175ZM33 10V11H32ZM31 11L30 10H27L26 12H29V14H27V15H29V17H28V21H33V23H34V21L36 20V23H37V19H38V15H39V13L41 12L40 10H36L35 8H33ZM42 10V11H43ZM142 10V9H141ZM144 10V9H143ZM23 11H25V10H23ZM104 11V10H103ZM10 12V11H9ZM15 12V11H14ZM17 12H19V10L17 11ZM139 12H140V10H139ZM143 12V11H142ZM21 13V12H20ZM46 13V12H45ZM9 14V13H8ZM8 14H6L7 16H8ZM22 14V13H21ZM42 14V13H41ZM143 14V13H142ZM24 15V14H23ZM123 15V14H122ZM139 15V14H138ZM5 16V15H4ZM144 16V15H143ZM142 16V17H143ZM155 16V15H154ZM260 16H261V20L260 21H262V22H260L259 21V19H260ZM25 17H27V16H25ZM49 17V16H48ZM140 17V16H139ZM139 17H137L138 19V21H139ZM149 17V16H148ZM156 17V16H155ZM42 18V17H41ZM49 18V19H50ZM122 18V17H121ZM158 18H160V17H158ZM164 18V17H163ZM26 19V18H25ZM101 19V20H100ZM123 19V18H122ZM136 19V18H135ZM142 19V18H141ZM140 19V20H141ZM151 19V18H150ZM162 19V18H161ZM4 20H5V18H4ZM24 20V19H23ZM75 20H76V18H75ZM85 20V19H84ZM83 20V21H84ZM106 20V19H105ZM165 20V19H164ZM2 21V22H1ZM39 21V20H38ZM50 21V20H49ZM73 21V20H72ZM104 21V20H103ZM148 21V20H147ZM258 21H259V24H258ZM4 22H6V21H4ZM127 22V21H126ZM125 22V23H126ZM136 21H134V23H135ZM150 22V21H149ZM162 22V21H161ZM164 22V21H163ZM24 23V22H23ZM27 23V22H26ZM39 23V22H38ZM50 23V22H49ZM84 23H86V22H84ZM103 23V22H102ZM107 23H108V26H109V23L110 22H108L107 21ZM112 23L113 22H111V25H112ZM123 23H124V20H123ZM122 23V24H123ZM133 23V24H134ZM139 23V22H138ZM165 23V22H164ZM168 23V22H167ZM28 24V23H27ZM40 25L42 24L41 22L39 23ZM91 24V23H90ZM101 24V23H100ZM106 24V23H105ZM104 23H103V25H105ZM130 24V23H129ZM136 24H137V22H136ZM162 24V23H161ZM30 25H32V23L30 24ZM29 25V26H30ZM35 24H33L32 26H34ZM37 25V24H36ZM43 25V24H42ZM42 25H41V27H42ZM53 25V24H52ZM81 25V24H80ZM113 25H115V27L117 26L115 23H113ZM120 25V24H119ZM146 25H147V23H146ZM154 25V26H153ZM252 25H251V27H252ZM7 26V25H6ZM24 26V25H23ZM22 26V27H23ZM25 26H27V28L29 29L30 27L28 26V25H25ZM31 26V27H32ZM88 26H90V25H88ZM96 26H97V24H96ZM165 26V25H164ZM183 26V25H182ZM254 26V28L256 29V30H258L256 27ZM16 27V26H15ZM114 27V26H113ZM114 27V28H115ZM128 27V26H127ZM140 27V26H139ZM147 27V26H146ZM151 27V26H150ZM152 32H154V34L156 33V32H159V30L158 29H155V24H152ZM167 27V26H166ZM175 27V26H174ZM174 27H172V28H168V32H167V34H166V36H168L169 37V39L172 41V44L174 45L175 43H178L179 41H178V39H180V38H176L177 36H179V35H175V28ZM179 27V26H178ZM250 27V28H251ZM257 27H260V26H257ZM5 28V27H4ZM3 27H2V29H4ZM16 28H18V27H16ZM25 28V27H24ZM37 28V27H36ZM76 28V27H75ZM90 28V27H89ZM100 28V26L98 27V29ZM106 28V27H105ZM129 28V27H128ZM134 28V27H133ZM142 28V27H141ZM144 28V27H143ZM253 28V27H252ZM253 28V29H254ZM11 29V28H10ZM15 29V28H14ZM22 29V28H21ZM31 29H33V28H31ZM71 29V28H70ZM93 29H94V27H93ZM98 29H96V27H95V30H98ZM120 29V28H119ZM135 29V28H134ZM254 29V30H255ZM260 29L258 30L259 32H260ZM20 30V29H19ZM24 30V29H23ZM25 30H27V29H25ZM35 30V29H34ZM42 30H43V28H42ZM89 30V29H88ZM118 30V29H117ZM143 30V29H142ZM144 30H146L147 31V29H144ZM143 30V31H144ZM246 30V31H245ZM255 30V31H256ZM1 31H4V30H1ZM0 31V32H1ZM6 31V30H5ZM15 31H18V30H16L15 29ZM20 31H22V30H20ZM30 31V30H29ZM40 31V30H39ZM94 31V30H93ZM99 31V30H98ZM133 31V30H132ZM145 31V32H146ZM160 31L162 32V30L160 29ZM178 31V30H177ZM32 32V31H31ZM30 32V33H31ZM36 32V31H35ZM43 32V31H42ZM55 32V31H54ZM87 32H89V31H87ZM141 33H142V31H140ZM151 31H149L148 33H150ZM151 32V33H152ZM184 32V31H183ZM257 32V31H256ZM255 32V33H256ZM258 32V33H259ZM6 33V32H5ZM8 33H10V31L9 32H7L6 33V35L8 34ZM21 33V32H20ZM20 33H16V34H8L9 36L7 37V38H5V39H2L3 41L0 43V57L4 54V53H8V54H10L9 53V51L11 50V48L13 49L14 47L15 48H17L16 46H18V44H20V43H22V42H24V38H23V36L22 35H24V34H20ZM27 33V32H26ZM48 33V32H47ZM60 33H62V32H60ZM90 33V32H89ZM95 33V32H94ZM109 33V32H108ZM126 33V32H125ZM124 33V34H125ZM148 33H146L147 35H148ZM254 33V32H253ZM252 33V34H253ZM254 33V34H255ZM257 33V34H258ZM3 34H4V32H3ZM34 34H36V33H34ZM74 34V31H67L66 29L65 30H63V33L60 35V37H61V40L63 41V48L67 51L66 53H70V54H72V56H73V58H75V60H73V61H71V64H68V65H66V67H67V70H66V73L67 74H75V73H77V72H79V74H80V72H82V74H84V73H89V71L90 70H93V69H95L96 67H97V62L94 60V58H92V57H90L88 54H90L92 51H95V48L93 47V45H94V43H92V40H90V41H86V42H78L77 43V41L79 40V38H77V40H76V36H74L73 35ZM91 34V33H90ZM159 34H160V32H159ZM182 34V33H181ZM37 35V34H36ZM39 35V34H38ZM41 35V34H40ZM40 35H39V37H40ZM58 35V34H57ZM127 35V34H126ZM130 35H131V33H130ZM136 35V34H135ZM156 35V34H155ZM157 35H158V33H157ZM156 35V36H157ZM163 35V34H162ZM3 36V35H2ZM27 36V35H26ZM79 36V35H78ZM80 36H81V34H80ZM84 36V35H83ZM86 36V35H85ZM96 36H97V34H96ZM144 36V35H143ZM165 36V35H164ZM163 36V37H164ZM34 37H36V36H34ZM49 37V36H48ZM118 37H119V35H118ZM132 37V36H131ZM137 37V36H136ZM180 37V36H179ZM263 37V36H262ZM1 38H3V37H1ZM27 38H29V37H27ZM127 38V37H126ZM129 38V37H128ZM127 38V39H128ZM139 38H141V37H139ZM138 38V39H139ZM143 38V37H142ZM155 38H157V37H155ZM155 38H154V40H155ZM159 38H161V37H159ZM251 38V37H250ZM249 38V39H250ZM40 39V38H39ZM93 39V38H92ZM123 39V38H122ZM137 39V38H136ZM256 38H254L253 40H255ZM262 39V38H261ZM29 40H31V39H29ZM95 40V39H94ZM107 40V39H106ZM132 40V39H131ZM143 40V39H142ZM157 40V39H156ZM159 40V39H158ZM160 40H163L162 38L160 39ZM164 40H165V38H164ZM235 40V41H234ZM263 40V39H262ZM1 41V40H0ZM32 41V40H31ZM35 41V40H34ZM117 41V40H116ZM115 41V42H116ZM149 41V40H148ZM166 41V40H165ZM164 41V42H165ZM232 41H233V43H236V45L235 46H233V47H235V48H230V45H231V43H232ZM108 42H110V41H108ZM134 42H136V41H134ZM138 42V41H137ZM153 42V41H152ZM183 41L181 40V42H179V43H182ZM25 43V42H24ZM107 43V42H106ZM113 43H114V41H113ZM138 43H140V41L138 42ZM150 44H151V42H149ZM155 43V42H154ZM255 43V42H254ZM260 43V42H259ZM262 43H264V42H262ZM28 43H26L25 45H27ZM32 44V43H31ZM124 44H125V42H124ZM153 44V43H152ZM165 44V43H164ZM142 45V44H141ZM176 45V44H175ZM181 45V44H180ZM28 46V45H27ZM105 46V45H104ZM108 47H109V44L107 45ZM114 46H115V44H114ZM113 46V47H114ZM117 46V45H116ZM115 46V47H116ZM134 46H135V44H134ZM148 46V45H147ZM151 46V45H150ZM97 47V46H96ZM100 47V46H99ZM175 47V46H174ZM180 47V46H179ZM14 48V49H15ZM29 48V47H28ZM98 48V47H97ZM136 48V47H135ZM138 48V47H137ZM103 49V48H102ZM110 49V48H109ZM128 49V48H127ZM145 49V48H144ZM149 49H152V48H150L149 47ZM168 49H171L172 51H173V49L172 48H168ZM9 50V51H8ZM17 50V52H13V53H11L10 55H9V57H11L12 59H13V61L15 60V61H17L18 62V66H20L22 69H25L24 67H23V63L24 62H26V61H28V58H30L29 56H28V54H26V52H22V51H20L19 49H16ZM143 50V49H142ZM145 50H147V49H145ZM154 50V49H153ZM253 50H255V49H253ZM8 51V52H7ZM15 51V50H14ZM24 51V50H23ZM25 51H27V49H25ZM28 51H30V48L28 49ZM68 51H70V52H68ZM72 51V52H71ZM123 51H126V50H123ZM141 51V50H140ZM148 51V50H147ZM150 51V50H149ZM183 50H181V52H182ZM97 52V51H96ZM95 52V53H96ZM103 52V51H102ZM108 52V51H107ZM135 52V51H134ZM180 52V53H181ZM195 52H199V55H200V57L198 56V57H195L193 54H195ZM46 53V52H45ZM47 53H49V52H47ZM103 53H106V52H103ZM115 53V52H114ZM126 53V52H125ZM132 53V52H131ZM153 53V52H152ZM173 53H175V51H173ZM177 53V52H176ZM175 53V55H177ZM32 54H34V53H32ZM94 54V53H93ZM92 54V55H93ZM117 54L120 56V54H121V52H117ZM124 54V53H123ZM154 54V53H153ZM152 54V55H153ZM171 54V53H170ZM107 55V54H106ZM148 55V54H147ZM172 55V54H171ZM244 55V54H243ZM30 56H32V55H30ZM101 56H102V53H101ZM108 56H109V54H108ZM108 56H106V57H108ZM112 56V55H111ZM114 56V55H113ZM112 56V57H113ZM117 56V55H116ZM127 56V55H126ZM126 56H123V57H126ZM146 55H144V52H138L137 53V56L135 57V54H134V63H136V62H139L140 60H143L144 59V57H145ZM150 56V55H149ZM178 56H180L179 54H178ZM3 57H5V56H3ZM46 57V56H45ZM96 57H97V55H96ZM105 57V58H106ZM123 57H122V59H123ZM128 57V56H127ZM126 57V58H127ZM147 57V56H146ZM151 57H153V56H151ZM244 57V56H243ZM104 58V57H103ZM109 58V57H108ZM125 58V59H126ZM249 58V57H248ZM44 59V58H43ZM48 59H50L49 57H48ZM99 59H101V58H99ZM147 59V58H146ZM152 59V58H151ZM156 59V58H155ZM171 59V58H170ZM173 59V58H172ZM243 59V58H242ZM51 60V59H50ZM187 60V61H188ZM256 60V59H255ZM12 61V60H11ZM45 61H47V60H45ZM106 61V60H105ZM104 61V62H105ZM145 61V60H144ZM177 61V60H176ZM253 61V60H252ZM16 62V63H17ZM103 62V61H102ZM113 62H115V61H113ZM130 62V61H129ZM147 62V61H146ZM156 62H158V61H156L155 60V63ZM101 63V62H100ZM151 63H152V61H151ZM247 63V62H246ZM25 64V63H24ZM104 64V63H103ZM115 64V63H114ZM137 64V63H136ZM141 64H143V63H141ZM56 65V64H55ZM100 65V64H99ZM106 65V64H105ZM122 65V60L120 59V58H118L117 60H116V67L117 68H120V67H122L121 66ZM131 65H133V64H130V65H128V67L130 66L131 67ZM145 65V64H144ZM161 65V64H160ZM25 66V65H24ZM51 66V65H50ZM127 66V65H126ZM125 66V67H126ZM134 66H136L137 67V65H134ZM134 66H133V68H134ZM140 66V65H139ZM142 66V65H141ZM19 67V68H20ZM58 67V66H57ZM56 67V68H57ZM129 67V68H130ZM145 67V66H144ZM147 67V66H146ZM198 67H201V68H198ZM27 68V67H26ZM29 68V67H28ZM61 68V67H60ZM99 68V67H98ZM112 68V67H111ZM116 68V69H117ZM127 68V67H126ZM10 69V68H9ZM46 69V68H45ZM97 69V68H96ZM102 69V68H101ZM107 69V68H106ZM131 69H132V67H131ZM40 70H42V69H40ZM51 70H53V69H51ZM65 70V69H64ZM98 70V69H97ZM103 70V69H102ZM122 70H123V68H122ZM125 70V69H124ZM127 70V69H126ZM125 70V71H126ZM149 70V69H148ZM151 70V69H150ZM258 70V69H257ZM261 70V69H260ZM259 70V71H260ZM262 70H264V69H262ZM0 71H2V70H0ZM28 71V70H27ZM26 71V72H27ZM131 71V70H130ZM134 71V70H133ZM132 71V72H133ZM24 72V71H23ZM109 72V71H108ZM114 72H116V74H115V76H114V80H116L117 82L119 81L120 82V80L123 78L122 77V75L123 74H121V70H117V71H114ZM113 72V73H114ZM147 72V71H146ZM145 72V73H146ZM149 72V71H148ZM150 72H152V70L150 71ZM261 72V71H260ZM12 73V72H11ZM104 73V72H103ZM125 73H127V71L125 72ZM153 73V72H152ZM162 73H164V72H162ZM262 73V72H261ZM107 74H109V73H107ZM253 74V73H252ZM27 75V74H26ZM44 75V74H43ZM85 75H87V74H85ZM112 75H114V74H112ZM28 76V77H27ZM27 76H24L20 81H19V83H17V85H13L10 81H6L5 79L3 80V82H2V84H0V100H9V98H10V100H12V102H14L12 105H13V108L12 109H15V110H20V111H22L23 109L24 110H26L25 108L26 107H28V106H30V104L28 105V103L26 102V101H21V102H19V101H16L15 100V98L17 97L18 98V96H20V97H24L25 95H24V88H25V86L26 85H32L33 84V82L34 81H36L37 79L34 77V76H31L30 74L29 75H27ZM69 76V75H68ZM96 76V75H95ZM103 76V75H102ZM108 76V77H107ZM106 76V74L103 76V80H104V77H107V78H105V79H108L109 78V76L110 75H107ZM126 77H127V75H125ZM129 76V75H128ZM147 76V75H146ZM163 76V75H162ZM263 76V75H262ZM2 77V74L0 73V78ZM7 77V76H6ZM138 77V76H137ZM142 77H143V75H142ZM141 77V78H142ZM189 77V78H188ZM257 77V76H256ZM101 78V77H100ZM100 78H98V79H100ZM127 78H129V77H127ZM140 78V77H139ZM139 78H134V82H133V85H132V87L135 89L136 87H139V85H142V84H140L139 82H138V79ZM211 78V79H212ZM83 79V78H82ZM89 79V78H88ZM91 79V78H90ZM101 79V80H102ZM209 79V78H208ZM61 80V79H60ZM140 80V79H139ZM154 80V79H153ZM162 80V79H161ZM167 80V79H166ZM94 81V80H93ZM107 81H109V80H107ZM106 81V82H107ZM111 81V80H110ZM109 81V82H110ZM113 81V80H112ZM125 81V80H124ZM123 81V83L124 84H126V81L124 82ZM152 81V80H151ZM158 81V80H157ZM156 81V82H157ZM185 81H186V83H185ZM212 81H214V80H212ZM10 82V83H9ZM74 82H75V80H74ZM87 82V81H86ZM99 82V81H98ZM122 82V81H121ZM121 82H120V84H121ZM141 82V81H140ZM168 82V81H167ZM64 83H66V82H64ZM110 83H112V82H110ZM129 82H127V84H128ZM146 83V82H145ZM150 83V82H149ZM157 83H159V81L157 82ZM209 83V82H208ZM68 84V83H67ZM69 84H70V82H69ZM73 84V83H72ZM71 84V85H72ZM116 84V83H115ZM148 84V83H147ZM66 87V90H68L67 92H69V91H71V89L73 88V87H75L74 85L73 86H71V85H66V84H64ZM63 84H62V86H64ZM78 85V84H77ZM108 85V84H107ZM106 85V86H107ZM117 85V84H116ZM123 85V84H122ZM150 85H153L152 83L150 84ZM150 85H148V87L150 86ZM41 86V85H40ZM124 86V87H123ZM123 86H121V89L122 88H124L123 90H121L119 87V89L122 91V93H124L123 91L125 90V85H123ZM128 86V85H127ZM155 86V85H154ZM154 86H151L149 89H153L152 87H154ZM157 86H159V84L158 85H156V87ZM30 87V86H29ZM42 87V86H41ZM99 87V86H98ZM111 87V86H110ZM115 87V86H114ZM117 87V86H116ZM115 87V88H116ZM129 87H130V85H129ZM48 88V87H47ZM109 88V87H108ZM115 88H114V90H115ZM117 88V89H118ZM127 88V87H126ZM132 88V89H133ZM141 88V87H140ZM147 88V86L145 87V89ZM155 88V87H154ZM171 88V87H170ZM169 88V89H170ZM73 89H75V88H73ZM131 89V88H130ZM160 89H162V88H160ZM166 88H164V91L166 92L167 90L169 91V89H167V90H165ZM28 90V89H27ZM30 90V89H29ZM41 90H42V88H41ZM44 90V89H43ZM56 90H58V89H56ZM76 90V89H75ZM111 90H113V88L111 89ZM113 90V91H114ZM137 90V89H136ZM140 90V89H139ZM144 90V89H143ZM142 90V91H143ZM150 90V91H151ZM53 91V90H52ZM84 91V90H83ZM92 91H93V89H92ZM117 90H115V92H114V94H112L111 95V91H110V93H108L109 91H107V94H110L111 95V98L110 99H108V100H110L111 102H112V100H113V98H112V96L113 95H115V94H119L120 92H119V90H118V92H116ZM128 91V90H127ZM131 91V90H130ZM145 91V90H144ZM149 91V90H148ZM153 91H156V90H154L153 89ZM159 91V90H158ZM158 91H156V92H158ZM161 91V90H160ZM163 91V90H162ZM191 91V94H193V92ZM196 91V92H197ZM27 92H29V91H27ZM46 92V91H45ZM54 92V91H53ZM56 92V91H55ZM57 92H60V91H57ZM56 92V93H57ZM64 92V91H63ZM66 92V91H65ZM66 92V94H69V93H67ZM74 92V91H73ZM94 92V91H93ZM96 92V91H95ZM125 92H126V90H125ZM133 92V91H132ZM136 92V91H135ZM137 92H138V90H137ZM141 92V91H140ZM156 92H154V95H155V93ZM165 92L164 93H160V94H162V95H164L165 94ZM173 92H171V95H172V93ZM42 93V92H41ZM50 93V92H49ZM84 93H86L85 91H84ZM98 93V92H97ZM121 93V94H122ZM144 93V92H143ZM147 93V92H146ZM150 93V92H149ZM148 93V94H149ZM167 93V92H166ZM170 93V92H169ZM184 93H182V94H184ZM187 93H185V94H187ZM55 94V93H54ZM80 94V93H79ZM78 94V95H79ZM106 94V95H107ZM132 93H130V95H131ZM135 93L133 92V94L132 95H134ZM141 94V93H140ZM139 94V92H138V95H140ZM158 94V93H157ZM82 95H84L83 93L81 94V96ZM97 95V94H96ZM106 95H104L103 94V98L106 96ZM124 95V94H123ZM166 95V94H165ZM180 95H181V93H180ZM27 96H28V94H27ZM35 96H37V95H35ZM42 96V95H41ZM41 96H40V98H41ZM72 96V95H71ZM75 96H77V95H75ZM86 96V95H85ZM108 96V95H107ZM106 96V97H107ZM119 96V95H118ZM118 96H115V97H118ZM121 96V95H120ZM143 96V95H142ZM142 96H140V97H142ZM158 96V95H157ZM174 96V95H173ZM245 96V95H244ZM15 97V98H14ZM44 97V96H43ZM69 97V96H68ZM79 96H77V98H78ZM93 97H94V95H93ZM108 97H110V96H108ZM122 97V96H121ZM145 97H147V96H145ZM150 97H152V93H151V95H150ZM159 97V96H158ZM167 97H168V95H167ZM169 97H171V96H169ZM168 97V98H169ZM28 98V97H27ZM26 98V99H27ZM75 98V97H74ZM160 98V97H159ZM164 98H165V96H164ZM167 98V101L170 99H168ZM22 99V98H21ZM46 100L45 101H43L42 103L43 104H45V105H47L48 106V109H56L57 107L50 101V97H47V98H45ZM69 99V98H68ZM72 99V98H71ZM84 99V98H83ZM82 99V100H83ZM100 99H102V98H100ZM112 99V100H111ZM118 99V98H117ZM120 99V98H119ZM118 99V100H119ZM139 99V98H138ZM148 99H150V98H148ZM155 99H156V101H157V97H156V95H155ZM187 99H189V98H187ZM75 100H76V98H75ZM79 100V99H78ZM78 100H76V101H78ZM92 100V99H91ZM120 100H122V98L120 99ZM119 100V101H120ZM133 100V99H132ZM135 100V99H134ZM151 100V99H150ZM159 100V99H158ZM160 100H161V98H160ZM165 100V99H164ZM182 100V99H181ZM243 100H245V99H243ZM242 100V101H243ZM249 100V99H248ZM33 101V100H32ZM39 101V100H38ZM79 101H81V100H79ZM86 101V100H85ZM88 101V100H87ZM93 101V100H92ZM102 101V100H101ZM105 101H106V98H105ZM105 101H103V102H105ZM109 101V102H110ZM114 101H115V99H114ZM172 101V100H171ZM170 101V102H171ZM179 101V100H178ZM239 101V100H238ZM241 101V102H242ZM252 101V100H251ZM109 102H107L108 103V105H109ZM116 102H118L117 100H116ZM121 103H123L122 101H120ZM120 102H118L119 104H120ZM148 102V101H147ZM146 102V103H147ZM159 102V101H158ZM162 102V105H163V102L164 101H161ZM169 102V101H168ZM263 102V101H262ZM31 103V102H30ZM82 103H83V101H82ZM102 103V102H101ZM134 103H136L135 101H134ZM186 103V102H185ZM33 104V103H32ZM43 104H41V105H43ZM97 104H99V103H97ZM103 104V103H102ZM105 104H106V102H105ZM105 104H103L104 105V107H105ZM112 104V103H111ZM110 104V105H111ZM126 104V103H125ZM125 104H123V105H125ZM133 104V103H132ZM141 104V102H139V105ZM158 104H160V103H158ZM165 105H166V102L164 103ZM173 104H174V102H173ZM232 104V103H231ZM245 104V103H244ZM103 105H101V106H103ZM107 105V107H108V109H109V107L110 106H108ZM134 105V104H133ZM137 105V104H136ZM139 105H137V107L136 108H138V106ZM143 105V104H142ZM151 105V106H150ZM150 107H152V105H153V102H151L150 103ZM154 105H156V104H154ZM224 105V104H223ZM40 106V105H39ZM44 106V105H43ZM42 106V107H43ZM46 106V107H47ZM126 106V105H125ZM130 106V105H129ZM146 106H148V105H146ZM145 106V107H146ZM148 106V107H149ZM159 106V105H158ZM158 106L156 105V106H153L154 108H158ZM168 106H169V103H168ZM167 105H166V107L167 108H171V110H172V107L173 106H170V107H168ZM236 106V105H235ZM249 106V105H248ZM253 106V105H252ZM144 107V106H143ZM163 107V106H162ZM161 107V108H162ZM179 106L177 105V110H175L176 112L180 109V107L178 108ZM188 107V106H187ZM191 107V106H190ZM228 107V106H227ZM19 108V109H18ZM100 108V107H99ZM119 108V107H118ZM123 108V107H122ZM132 108V107H131ZM159 108H160V106H159ZM158 108V109H159ZM165 108V107H164ZM163 108V109H164ZM174 108H175V106H174ZM240 108V107H239ZM244 108V107H243ZM242 108V109H243ZM260 108V107H259ZM29 109H31V108H29ZM34 109V108H33ZM47 109V108H46ZM58 109V108H57ZM62 109V108H61ZM60 109V110H61ZM70 109H72V108H70ZM103 109V108H102ZM105 109V108H104ZM112 109H113V107H112ZM124 109V108H123ZM127 109H128V107H127ZM156 109H150L151 111L152 110H156ZM157 109V110H158ZM163 109H161L162 111H164ZM185 109V111L187 110V108H184ZM235 109V108H234ZM241 109V108H240ZM248 109V108H247ZM251 109V108H250ZM256 109V108H255ZM23 110V111H24ZM40 110V109H39ZM59 110V109H58ZM67 110V109H66ZM109 110H111V109H109ZM130 110V109H129ZM138 111V115H141V117L143 118V114H146V115H148V116H146V117H148V118H145L146 120H145V122L147 121V119H148V121L151 119V118H153L154 116L153 115H150L151 113H150V111L148 110H146L145 108H139V109H137ZM156 110V111H157ZM171 110H167V111H171ZM183 110V109H182ZM230 110V109H229ZM246 110V109H245ZM261 110H262V107H261ZM260 110V111H261ZM19 111V112H20ZM27 111H28V109H27ZM30 111V110H29ZM28 111V112H29ZM116 111V110H115ZM122 111V110H121ZM159 111V110H158ZM166 110H165V112H167ZM174 111V109L172 110V112ZM174 111V113H172L173 115L176 113ZM184 111V110H183ZM190 111H191V109H190ZM235 111H236V109H235ZM234 111V112H235ZM244 111V110H243ZM251 111V110H250ZM16 112H18V111H16ZM58 112V111H57ZM67 112V111H66ZM107 112V110H105V112H102V113H106ZM117 112V111H116ZM118 112H120V110L118 111ZM125 112H126V110H125ZM133 112V111H132ZM192 112V111H191ZM237 112V111H236ZM253 112V111H252ZM258 112V111H257ZM261 112H263V111H261ZM261 112H259V114L260 115H262L261 114ZM22 113V112H21ZM30 113V112H29ZM61 113V112H60ZM108 113H109V111H108ZM123 113V112H122ZM129 113V112H128ZM179 113H180V111H179ZM208 113V112H207ZM222 113H223V111H222ZM250 113V115L251 114H253V113H251V112H249ZM5 114H7L5 111H3L2 109H0V120L1 119H3L4 118V115ZM26 114V113H25ZM114 114H115V112H114ZM119 115L121 114V113H118ZM131 115H132V113H130ZM137 114V113H136ZM158 114V112L156 113V115ZM162 114V113H161ZM165 114V113H164ZM169 114H170V112H169ZM182 114V113H181ZM192 114V113H191ZM190 114V112H185V113H183V116H181L182 118H186L187 116H190L191 115ZM194 114V113H193ZM199 114H201V113H199ZM204 114V113H203ZM211 114V113H210ZM234 114V113H233ZM236 114V113H235ZM240 114L241 113H239V115L238 116H240ZM248 114V113H247ZM258 114V115H259ZM107 115V114H106ZM106 115H104L105 116V118L106 117H108V116H106ZM113 115V114H112ZM117 115V114H116ZM122 115V114H121ZM120 115V116H121ZM126 115H127V113H126ZM155 115V116H156ZM163 115V114H162ZM178 115V114H177ZM215 115V114H214ZM237 115V114H236ZM242 116L244 115V114H241ZM249 114L247 115L248 117L250 116ZM255 115V114H254ZM259 115V116H260ZM14 116V115H13ZM31 116V115H30ZM53 116V115H52ZM62 116V115H61ZM103 116V117H104ZM110 116V115H109ZM114 116L115 115H113L112 117L114 118ZM125 116V115H124ZM123 116V117H124ZM151 116V117H150ZM153 116V117H152ZM166 116H167V114H166ZM171 116V115H170ZM194 117L196 116L195 114L193 115ZM199 116H201V115H199ZM198 115H197V117H199ZM246 116V115H245ZM101 118H103L102 117V115L100 116ZM111 117V116H110ZM137 117V116H136ZM139 118L140 119V123H141V121H142V123H143V119L142 118ZM145 117V116H144ZM157 117H161V116H159V114H158V116ZM157 117H155V118H157ZM168 117H169V115H168ZM175 117H177V116H175ZM174 117V118H175ZM181 117H179L178 116V118H181ZM191 117V116H190ZM202 117V116H201ZM201 117H199V118H201ZM212 117V116H211ZM223 117V116H222ZM224 117H225V115H224ZM228 117V116H227ZM226 117V118H227ZM233 117V116H232ZM253 117V116H252ZM258 117V116H257ZM263 117H264V114H263ZM100 118V119H101ZM115 118H118V117H115ZM126 118V117H125ZM135 118V117H134ZM155 118H153V119H155ZM161 118H164L165 119V121H167L168 120V118L166 119L165 118V116L163 117H161ZM171 118H173V116L171 117ZM214 118H217L216 116H214ZM234 118H235V115H234ZM237 118V117H236ZM235 118V119H236ZM239 118V117H238ZM261 119H259V117H258V119H259V121L260 120H262L263 118L262 117H260ZM136 119V118H135ZM142 119V120H141ZM170 119V118H169ZM187 119V118H186ZM185 119V120H186ZM189 119V118H188ZM192 119V118H191ZM191 119H189V120H191ZM203 119V118H202ZM245 119H249V118H245ZM103 120H104V118H103ZM106 120V119H105ZM109 120H110V118H109ZM152 120V119H151ZM151 120H150V122H151ZM156 120V119H155ZM157 120H158V118H157ZM172 120V119H171ZM177 119H175V124H171L172 125V127H174V125L176 126V128H177V124H176V122L178 123V121H176ZM178 120H180V119H178ZM184 120V119H183ZM193 120H195V119H193ZM215 120V119H214ZM217 120V119H216ZM237 120V119H236ZM37 121V120H36ZM99 121V120H98ZM115 121V120H114ZM124 121V120H123ZM125 121H126V119H125ZM132 121V120H131ZM133 121H134V119H133ZM138 121V120H137ZM160 121V120H159ZM164 121V122H165ZM168 121H170V120H168ZM167 121V128H169V127H171V125H169L168 126V124L170 123V122H168ZM173 121V120H172ZM192 121V120H191ZM199 121V120H198ZM197 121V122H198ZM222 121V120H221ZM106 122V121H105ZM117 125H119V120H117ZM135 122V121H134ZM150 122H149V124H150ZM153 122H154V120H153ZM152 122V123H153ZM174 122V121H173ZM182 122V121H181ZM184 122V121H183ZM201 122V121H200ZM229 122H230V118H229ZM236 122V121H235ZM241 122V121H240ZM243 122V121H242ZM261 122V121H260ZM99 123V122H98ZM100 123H101V120H100ZM104 123V122H103ZM114 123V122H113ZM122 123V122H121ZM120 123V124H121ZM124 123V122H123ZM138 124H139V122H137ZM155 123V122H154ZM160 123V122H159ZM188 123V122H187ZM186 122H185V124H187ZM194 123V122H193ZM238 123H239V121H238ZM244 123V122H243ZM43 124V123H42ZM106 124H108V123H106ZM137 124V125H138ZM148 124V123H147ZM146 123H145V125H147ZM149 124H148V126L146 127V129L149 127ZM179 124H180V122H179ZM184 124V123H183ZM195 124V123H194ZM234 125L236 124V123H233ZM233 124H230V125H228L229 127V129L230 128H234V125ZM254 124V123H253ZM45 125V124H44ZM100 125V124H99ZM114 125H116V123L114 124ZM114 125H113V127H114ZM117 125L115 126V127H117ZM136 125V124H135ZM140 125V124H139ZM152 125V124H151ZM153 125H157L156 123L155 124H153ZM152 125V126H153ZM164 125V124H163ZM163 125H161L162 126V129H163ZM165 125H164V127H165ZM182 125V124H181ZM210 125H211V123H210ZM237 125H239V124H237ZM242 125V124H241ZM258 125H260V124H258ZM54 126V125H53ZM130 126H132V125H130ZM144 126V125H143ZM142 126V127H143ZM180 126V125H179ZM198 126V125H197ZM227 126V125H226ZM236 126V125H235ZM97 127H98V125H97ZM114 127V128H115ZM126 127V126H125ZM135 127V126H134ZM133 126L131 127V128H134ZM138 127V126H137ZM171 127V128H172ZM185 127V126H184ZM225 127V126H224ZM260 127H263L262 125H260ZM43 128H44V126H43ZM83 128V127H82ZM118 128H119V126H118ZM144 128V127H143ZM143 128H138L137 129V131H138V134H142V133H144L143 132ZM153 128V127H152ZM161 128V127H160ZM186 128V127H185ZM216 128V127H215ZM236 128H238V127H236ZM68 129V128H67ZM81 129V128H80ZM122 129V128H121ZM123 129H125L124 128V126H123ZM129 129V128H128ZM178 129H179V127H178ZM182 129V128H181ZM181 129H180V132H181ZM221 129V128H220ZM262 129V128H261ZM55 130V129H54ZM96 130V129H95ZM131 130H133V129H130L129 131H131ZM135 130H136V128H135ZM176 130V129H175ZM183 130H184V128H183ZM226 130H228V129H226ZM231 130V129H230ZM99 131V130H98ZM103 131V130H102ZM107 131V130H106ZM125 132L127 131L126 129L124 130ZM134 131V130H133ZM169 131H172V130H169ZM173 131H174V128H173ZM172 131V132H173ZM44 132V131H43ZM50 132V131H49ZM87 132V131H86ZM101 132V131H100ZM105 132V131H104ZM149 132V131H148ZM166 132V131H165ZM183 132H185V131H183ZM195 132V131H194ZM96 133H99V132H96ZM123 133L124 132H122V131H120V129L119 130H116V129H108V131H107V136H108V142H107V144H105L106 145V147L108 148V149H112L113 150V152H115V153H113V152H110L109 154L110 155H112L111 153H113V154H118L116 157H117V159H119V158H121V159H123L122 158V156H123V154H126V152H127V150L124 148V150H126V152L123 150V147L124 146H126V144H127V142L128 141H126V139H129V138H124L125 136L123 135ZM131 133H134V132H132L131 131ZM135 133H137V132H135ZM232 133H234V132H232ZM231 133V134H232ZM61 134H63V136H64V134L65 133H61ZM103 134V133H102ZM101 134V135H102ZM127 134H129L128 132H127ZM126 134V135H127ZM175 134V136H176V134H177V136L179 137L180 135L176 132V133H174ZM194 134V133H193ZM241 134V133H240ZM255 134V133H254ZM66 135H68V133L66 134ZM81 136V135H80ZM106 136V137H107ZM128 136V135H127ZM131 136V135H130ZM135 136V135H134ZM141 136V135H140ZM145 136V135H144ZM168 136V135H167ZM167 136H166V138H167ZM174 136V137H175ZM233 136V135H232ZM250 136H252V135H250ZM256 136V135H255ZM94 137V136H93ZM100 137V136H99ZM136 137H138V135L137 136H135V138ZM147 137V136H146ZM174 137H172V138H174ZM51 138V137H50ZM71 138V137H70ZM97 138V137H96ZM104 138V137H103ZM141 139H142V136L140 137ZM140 138H137V140L139 139V140H141ZM148 138V137H147ZM169 138H171V137H169ZM189 138V137H188ZM202 138V137H201ZM252 138V137H251ZM60 139V138H59ZM83 139V138H82ZM181 139H183V138H178L177 140H181ZM185 139H186V137H185ZM93 140V139H92ZM104 140H106V138L104 139ZM103 140V141H104ZM151 140V139H150ZM174 140V139H173ZM172 140V141H173ZM176 140V141H177ZM184 140V139H183ZM188 140V139H187ZM190 140V139H189ZM196 140V139H195ZM49 141V140H48ZM58 141V140H57ZM61 141V140H60ZM68 141V140H67ZM85 141V140H84ZM88 141V140H87ZM90 141V140H89ZM88 141V142H89ZM130 141V140H129ZM175 141V140H174ZM173 141V142H174ZM175 141V142H176ZM20 142V141H19ZM22 142V141H21ZM62 142V141H61ZM64 142V141H63ZM71 142V141H70ZM87 142V143H88ZM91 142H93V141H91ZM98 142V141H97ZM142 142V141H141ZM187 142V141H186ZM99 143V142H98ZM104 143V142H103ZM103 143H101V144H103ZM132 143H134L133 141H132ZM140 142H138L137 143V145L136 146H138V144H139ZM169 143H170V141H169ZM178 143V142H177ZM180 143L181 144H183V142H181L180 141ZM191 143V142H190ZM189 143V144H190ZM15 144V143H14ZM94 144V143H93ZM96 144V143H95ZM143 145V143H140V145ZM146 144H148L147 142H146ZM145 144V145H146ZM84 145H86L85 143H84ZM89 145V144H88ZM99 145V144H98ZM97 145V147H99ZM131 145V144H130ZM176 145V144H175ZM243 145V144H242ZM132 146V145H131ZM131 146L130 147H126V148H131ZM136 146H134V147H136ZM148 146V145H147ZM184 146V145H183ZM183 146H181L182 148H186V147H183ZM188 146V145H187ZM191 147L190 148H192L193 146L192 145H190ZM79 147V146H78ZM89 147H91V149H92V144H91V146H89ZM88 147V148H89ZM94 147H96V146H94ZM97 147L95 148V149H97ZM146 147V146H145ZM149 147H152V146H149ZM173 147H175V150L177 149V147L176 146H173ZM179 147V149H180V145L178 146ZM238 147V146H237ZM83 148V147H82ZM100 148H102L101 147V145H100V147H99V149ZM138 148H141V146H139ZM142 148H143V151H144V147L142 146ZM141 148V149H142ZM189 148V147H188ZM190 148H189V150H190ZM17 149V148H16ZM94 149V150H95ZM147 149V148H146ZM152 149V148H151ZM179 149H177V150H179ZM238 149V148H237ZM87 150V149H86ZM89 150V149H88ZM87 150V151H88ZM93 150V149H92ZM130 150V149H129ZM138 150H140V149H138ZM148 150H150V149H148ZM147 150V151H148ZM153 150H154V146H153ZM151 151V152H156V151H158V150H154V151ZM171 150H173V149H171ZM176 150V151H177ZM181 150V149H180ZM188 150V151H189ZM206 150V149H205ZM81 151H82V149H81ZM80 151V152H81ZM84 151V150H83ZM82 151V152H83ZM87 151H85V152H87ZM89 151H91V150H89ZM88 151V152H89ZM102 151V150H101ZM106 151H107V149H106ZM141 151V150H140ZM146 151V150H145ZM184 151L185 150H183V152H182V154L184 153ZM187 151V150H186ZM185 151V152H186ZM193 151H194V149H193ZM192 151V152H193ZM196 151V150H195ZM240 151V150H239ZM87 152V153H88ZM92 153L94 152V151H91ZM96 152V151H95ZM105 152V151H104ZM108 152V151H107ZM106 152V153H107ZM125 152V153H124ZM130 152V151H129ZM138 152V151H137ZM137 152H136V154H137ZM149 152V151H148ZM161 153H163L166 157H167V155H166V153H164V151H160ZM174 152V153H173ZM191 152V151H190ZM84 153V152H83ZM82 153V154H83ZM98 153V152H97ZM128 153V152H127ZM140 153V152H139ZM158 153V152H157ZM167 153H168V151H167ZM170 153V152H169ZM172 153L173 154H175V155H178V154H176L175 153V151L173 150L172 151ZM189 153V152H188ZM206 153H208V151L206 152ZM100 154V153H99ZM103 154V153H102ZM136 154H135V156H136ZM144 154H145V152H144ZM149 154V153H148ZM152 154V153H151ZM155 155V157H157L156 155H158V154H156V153H154ZM163 154H160L161 156H163ZM190 154V153H189ZM189 154H187V155H185L184 154V156H187L188 157V155ZM193 154V153H192ZM196 154V153H195ZM194 154V155H195ZM203 154V153H202ZM97 155V154H96ZM137 155H139V154H137ZM175 155H173V157H170V156H168L169 158H173L172 160H168L167 162H165V164L163 165L164 167L163 168H167V169H169L171 172L173 171V173L174 172H178V174L180 175V176H178L179 177V179L178 180H176V178L177 177H175V178H173V174H172V176H171V174H170V177H172L173 179H175L176 181H177V183H176V185H175V189L173 188V190H175L176 192V194H177V200L178 201H176L177 203H176V205H175V207H176V211H177V213L175 212V210H172V211H174L175 213L174 214H179V217L178 218H180V219H182L183 221L181 222V221H179V220H177V218L176 219H174V220H172V221H168L169 220V218H168V220H166V221H161V223H160V221H158L159 222V224H157L156 225V227H155V229H154V233H156V234H158L159 236L161 235V236H163V237H167V236H173V237H178L177 235H176V232H177V229H176V226L178 227V225H180V222L183 224L182 226H184V224L186 225L185 227H187V225H188V227H191V229L193 228V225H197V223H198V225L200 224L201 225V223H203V222H201V221H204V225L206 226V223H209L210 225H208L207 224V226H208V228H207V226L205 227L206 229H207V231H206V229H205V231H206V235L205 236H203L204 238L202 239V240H199V239H196V237H193L192 236V238L190 237L189 238V236H191V234L192 235H194L193 233H189V234H186L187 232L186 231H188V230H182V232L184 231V232H186L185 234L184 233H182L183 235H182V237H180L181 236V234H179V237L181 238V239H183V241L182 240H180L179 242H180V244H182L186 239H189V241H190V243L192 244H190L189 242H186V243H189L190 245H191V248L190 249H188V247H187V249H186V252L182 249V251H184L185 253H183L182 255H180L179 257H176L174 254V256L176 257V258H174L173 257V255H172V259H169L168 258V256H167V258L166 257H157V261L159 262L158 264H251V261H252V257L254 258V255L255 256H257V254H258V248H262L263 249V246H264V235H263V233H264V230H263V233H262V235H263V237H262V235L260 234L261 233V231H262V228L264 229V194L260 197V199L259 198H257V199H259V206L261 207V211L259 212V214H258V210L256 211L255 210V213H253L254 212V210L253 209H249L248 210V212L247 213H245V207H247L248 206V204H247V206H244V214H245V216H244V214H243V216H241V214L240 213H238L239 212V210L238 209H240V207L242 206V204L243 203H241V200L238 198V196H236V195H239L238 193H239V191H241V188H243L240 184H239V186L241 187L240 188V190L238 191V190H236V192H237V194L235 195V196H233L232 194H234V193H232V191H227L228 189H226V187L227 186H229L228 184H227V186H225V188H223V189H226V191L225 190H223L220 186H219V181H215V182H217V185L216 184H213L212 182H210L211 180H209L208 179V176L209 175H211L210 173H209V175H207L208 174V172L207 171H204V170H206V168L208 167V165L207 164H205V165H207V166H205L206 168L203 170V168H202V170L204 171V172H206V174L204 173V177L201 179L199 176L200 175H198V177L199 178H197V176L195 175V173L193 172V170H192V168L189 166V162L191 161H189V162H187L185 159H184V157L183 158H181V159H179L178 157H176ZM198 155H199V153H198ZM212 155V154H211ZM93 156V155H92ZM100 156H102L101 154H100ZM100 156L99 155H97V157H99V160H100ZM152 156H153V154H152ZM160 156V157H161ZM179 156H181V155H179ZM108 157V156H107ZM114 156H112L111 158H113ZM123 157H125V156H123ZM127 157V156H126ZM126 157H125V160H126ZM138 157V156H137ZM151 156H149V158H150ZM154 157V158H155ZM164 157V156H163ZM162 157V158H163ZM166 157H164V159L166 158ZM174 157H176L175 159H174ZM182 157V156H181ZM191 157H193V159H194V156L192 155ZM197 157H199V156H197ZM196 156H195V158H197ZM85 158V157H84ZM83 158V159H84ZM92 158V157H91ZM110 158V157H109ZM110 158V159H111ZM139 158V160H137V161H139V165H142V167L143 166H145V167H151V161L147 158V155H141V153H140V157H138ZM153 158V157H152ZM151 158V159H152ZM159 157H157L155 160H157ZM189 158V157H188ZM220 158V157H219ZM82 159V160H83ZM97 159V158H96ZM96 159H95V155H94V159H92V160H94V161H96ZM102 159V158H101ZM116 159V158H115ZM128 159V158H127ZM160 159V158H159ZM163 159V160H164ZM189 159H192V158H189ZM198 159V162H200V158H197ZM99 160H98V163H99ZM105 160H106V158H105ZM112 160V159H111ZM124 160V161H125ZM133 160V159H132ZM162 160V159H161ZM167 159H165V161H166ZM225 160V159H224ZM85 162H87L88 160L86 159V160H84ZM122 161V160H121ZM124 161H122L123 163H124ZM135 161V159L133 160V161H131V162H134ZM203 161V160H202ZM217 161V160H216ZM221 161V160H220ZM219 161V162H220ZM92 161L90 160V162L89 163H91ZM103 162H105V161H100V163H101V165H102V163ZM154 162V161H153ZM152 162V163H153ZM160 162V161H159ZM163 162V161H162ZM193 162H194V160H193ZM198 162H197V164H198ZM211 162V161H210ZM218 162V163H219ZM227 162V161H226ZM81 163V162H80ZM95 163V162H94ZM100 163H99V165L98 166H100ZM113 163V162H112ZM117 163H119V161L117 162ZM121 163V162H120ZM122 163V164H123ZM135 163V162H134ZM157 163L158 162H156V165H157ZM194 163H196V159H195V162ZM194 163H191L192 165H194ZM204 163L205 162H203V165H204ZM207 163V162H206ZM216 163V162H215ZM223 163V162H222ZM244 163V162H243ZM154 164V163H153ZM209 164V163H208ZM87 165V164H86ZM90 165H92V164H90ZM94 165V164H93ZM92 165V166H93ZM105 166H102L103 168L104 167H107L106 166V164H104ZM155 165V164H154ZM155 165V166H156ZM159 165H160V163H159ZM202 165V164H201ZM216 165H219V164H216ZM85 166V165H84ZM92 166H90V167H92ZM95 166V165H94ZM111 166V165H110ZM128 166V165H127ZM153 166V165H152ZM158 166V165H157ZM222 166V165H221ZM89 167V168H90ZM101 167V169H103ZM122 167V166H121ZM159 167V166H158ZM157 167V168H158ZM177 167H180L185 173L183 174L182 172V170H180V168H179V170H177ZM196 167L199 169V164H198V166L196 165ZM201 167V166H200ZM210 167V169H211V165L209 166ZM214 166H212V168H213ZM216 167V166H215ZM86 168V167H85ZM88 168V169H89ZM98 168H100V167H98ZM120 168V167H119ZM140 168V167H139ZM138 168V169H139ZM148 168V169H149ZM163 168H160V169H163ZM108 169V168H107ZM144 169V168H143ZM147 169V170H148ZM152 169H154L153 167H152ZM151 169V170H152ZM196 169V168H195ZM194 169V170H195ZM198 169H196V172H198ZM209 169V168H208ZM90 170H92V168H90ZM94 170H96V169H94ZM105 170V169H104ZM112 170V169H111ZM155 170H157V169H155ZM159 170V169H158ZM165 170V169H164ZM217 170V169H216ZM220 169H219V167H218V170L217 171H219ZM101 171V170H100ZM106 171V170H105ZM149 171H150V169H149ZM154 171V170H153ZM170 171L168 172V173H166L167 174V176H168V174L170 173ZM199 171H200V169H199ZM202 171V172H203ZM58 172V171H57ZM96 172V171H95ZM99 172V171H98ZM102 172V171H101ZM101 172H99V173H101ZM139 172V171H138ZM159 172V171H158ZM201 172V171H200ZM201 172V173H202ZM210 172H211V170H210ZM87 173V172H86ZM141 173V172H140ZM145 173H147L146 172V170H145V172H144V174ZM154 173L156 174V171H154ZM212 173V175L214 176V174H213V172H211ZM72 174V173H71ZM150 174H151V172H150ZM165 174V175H166ZM175 174V173H174ZM68 175V174H67ZM138 175V174H137ZM151 175H154V174H151ZM157 175V177L158 176H160V173L159 174H156ZM155 175V176H156ZM177 175V174H176ZM56 176V175H55ZM142 176V175H141ZM146 176V175H145ZM144 176V177H145ZM163 176V175H162ZM167 176H165V177H167ZM241 176V175H240ZM58 177V176H57ZM93 177V176H92ZM143 177V176H142ZM152 178L154 177V176H151ZM150 177V178H151ZM164 177V176H163ZM162 177V178H163ZM164 177V178H165ZM170 177H169V179H164L163 181H167V180H169V182H170V180H171V182H173L172 181V179H170ZM210 177V176H209ZM231 177V176H230ZM249 177V176H248ZM253 177V176H252ZM159 178V177H158ZM168 178V177H167ZM232 178V177H231ZM53 179H55V178H53ZM68 179V178H67ZM97 179V178H96ZM100 179V178H99ZM115 179V178H114ZM144 179V178H143ZM61 180V179H60ZM150 180V179H149ZM212 180H214V177L212 178ZM229 180V179H228ZM231 180V179H230ZM121 181V180H120ZM137 181V180H136ZM139 181H140V179H139ZM139 181H138V184H139ZM143 181V180H142ZM146 181V180H145ZM151 181V180H150ZM150 181H147V182H150ZM153 181V180H152ZM158 181V180H157ZM223 181V180H222ZM235 181V180H234ZM236 181H238V179L236 180ZM243 181V180H242ZM241 181V182H242ZM261 181V180H260ZM55 182V181H54ZM60 182V181H59ZM116 182V181H115ZM114 182V183H115ZM162 182V181H161ZM240 182V180L238 181V182H236V184L237 183H239ZM255 182V181H254ZM262 182V181H261ZM264 182V181H263ZM66 183V182H65ZM127 183V182H126ZM141 183H143V182H141ZM167 183V182H166ZM221 183V182H220ZM243 183H244V181H243ZM246 183V185H247V183L248 182H245ZM255 183H257V182H255ZM79 184V183H78ZM144 184H146V182L144 183ZM149 184V183H148ZM147 184V185H148ZM159 184V183H158ZM170 184V183H169ZM173 184V183H172ZM233 184L234 183H232V186H233ZM249 184V183H248ZM261 184V183H260ZM132 185V184H131ZM143 184H141V186H142ZM152 185V184H151ZM151 185H150V188H151ZM161 185H165V184H161ZM174 185V184H173ZM223 185V184H222ZM230 185H231V183H230ZM235 185V184H234ZM246 185L244 186V188H246ZM253 185V184H252ZM256 185V184H255ZM68 186H70V185H68ZM73 186V185H72ZM76 186V185H75ZM78 186H80V185H78ZM125 186V185H124ZM144 187H145V185H143ZM155 186V185H154ZM160 186V185H159ZM158 186V187H159ZM236 186V185H235ZM249 187H251L250 185H248ZM247 186V187H248ZM254 186V185H253ZM71 187V186H70ZM156 187V189H159V188H157V186H155ZM154 187V188H155ZM166 187V186H165ZM171 187H173V186H171ZM248 187V189H250ZM255 187V189H256V187L257 186H254ZM253 187V188H254ZM67 188V187H66ZM65 188V189H66ZM69 188V187H68ZM76 188V187H75ZM126 188H128L127 186H126ZM232 188H234V187H232ZM236 188V187H235ZM252 188V187H251ZM230 189V188H229ZM247 189V190H248ZM258 189H263L262 187H260V188H258ZM258 189H256V191L258 190ZM69 190H71V189H69ZM69 190H67V192L69 193L70 191ZM84 190V189H83ZM111 190V189H110ZM155 190V189H154ZM168 190V189H167ZM244 190V189H243ZM246 190V189H245ZM244 190V191H245ZM252 190V189H251ZM72 191V190H71ZM79 190H77L76 192H78ZM144 191V190H143ZM152 191V190H151ZM161 191V190H160ZM172 191V190H171ZM256 191H254V192H256ZM259 191V190H258ZM263 191V190H262ZM261 191V192H262ZM66 192V193H67ZM147 192V191H146ZM155 192V191H154ZM154 192H153V194H154ZM164 192H165V194H167L166 193V191L164 190L163 191V193L162 194H164ZM233 192H235V191H233ZM249 192V191H248ZM137 193V192H136ZM152 193V192H151ZM244 193V192H243ZM250 193H253V190L250 192ZM257 193V195H258V193L259 192H256ZM262 193H264V191L262 192ZM81 194H82V192H80V196H81ZM161 194V195H162ZM169 194V196L171 197L172 195H171V192H169L168 193ZM242 194V193H241ZM245 194H248L249 195V193H245ZM245 194H242V195H245ZM160 195V196H161ZM173 195H174V193H173ZM256 195V194H255ZM255 195L253 194L252 195V197L254 196L255 197ZM256 195V196H257ZM64 196H66V195H64ZM84 195H82V200H83V197ZM131 196V195H130ZM155 196V195H154ZM159 196V197H160ZM165 196V195H164ZM168 196V195H167ZM167 196H165L166 197V199H167ZM176 196V195H175ZM174 196V197H175ZM77 197V196H76ZM86 197V196H85ZM248 196H246V198H247ZM251 197V198H252ZM71 198V197H70ZM126 198H127V196H126ZM162 198V197H161ZM248 198H250V197H248ZM88 199V198H87ZM169 199V198H168ZM167 199V200H168ZM78 200V199H77ZM82 200L81 201H79L80 203L82 202ZM85 200V199H84ZM102 200H104V199H102ZM107 200V199H106ZM133 200V199H132ZM165 200V199H164ZM163 200V201H164ZM130 201V200H129ZM41 202V201H40ZM77 202V201H76ZM161 202V201H160ZM168 202V201H167ZM258 202V201H257ZM82 203H84V202H82ZM138 203V202H137ZM170 203V202H169ZM31 204V203H30ZM39 204V203H38ZM77 205H78V203H76ZM97 204V203H96ZM95 204V205H96ZM105 204H107V202L104 200V202H101L100 204H98L99 205V207L98 208H102V206H104ZM86 205V203H84V206ZM158 205V204H157ZM170 205V204H169ZM244 205V204H243ZM250 205V204H249ZM29 206V205H28ZM81 206V207H80ZM83 206V207H84ZM168 206V205H167ZM173 206V205H172ZM252 205H250V207H251ZM33 207H36V206H33ZM42 207V206H41ZM40 207V208H41ZM79 209L80 210H82L81 208H82V205L80 204L79 205ZM91 207V206H90ZM95 207V206H94ZM109 207V206H108ZM111 207V206H110ZM160 207V206H159ZM259 207V208H260ZM39 208V207H38ZM76 208H77V206H76ZM84 208H88L87 206L86 207H84ZM83 208V209H84ZM97 208V207H96ZM97 208V209H98ZM147 208V207H146ZM165 208V207H164ZM171 208V207H170ZM241 208H243V206L241 207ZM47 209V208H46ZM46 209H44V210H46ZM50 209V208H49ZM54 209V208H53ZM53 209L51 210V211H53ZM78 209V208H77ZM89 209V208H88ZM160 209V208H159ZM162 210H163V208H161ZM248 209V208H247ZM10 210V209H9ZM32 210V209H31ZM30 210V211H31ZM85 210V209H84ZM99 210V209H98ZM102 210V209H101ZM100 210V211H101ZM104 210H106L105 208H104ZM156 210V209H155ZM164 210H166V209H164ZM169 210V209H168ZM171 210V209H170ZM243 210L242 211H240V212H243ZM34 211V210H33ZM99 211V212H100ZM107 211V210H106ZM250 211H252L251 213H253L252 215H253V217H254V214L256 215V217L255 218H253V217H250V220L247 218V217H249L248 215V213H250ZM47 212V211H46ZM49 212V211H48ZM88 211H86V212H80V214L79 215H83V216H85V215H87V214H85V213H87ZM90 212H92V210L90 211ZM90 212H89V214H90ZM94 212H95V210H94ZM97 212V211H96ZM105 212V211H104ZM113 212V211H112ZM121 212V211H120ZM149 212V211H148ZM159 212V211H158ZM169 212V211H168ZM171 212V211H170ZM256 212H257V214H256ZM50 213V212H49ZM106 214L108 213V212H105ZM105 213H103V214H105ZM173 213V212H172ZM18 214V213H17ZM28 214V213H27ZM44 215H46V213L44 212L43 213ZM42 214V215H43ZM60 214V213H59ZM92 215H94L95 213H91ZM97 214V213H96ZM100 214V213H99ZM102 214V215H103ZM109 214V213H108ZM111 214V213H110ZM110 214H109V216H110ZM135 214V213H134ZM134 214L132 215V216H134ZM161 214V213H160ZM168 214V213H167ZM240 214V215H239ZM19 215V214H18ZM40 215V214H39ZM41 215V216H42ZM43 215V216H44ZM51 215V214H50ZM50 215H48V217L50 216ZM58 215V214H57ZM75 215H77V214H75ZM81 215V217H83ZM112 215H114L113 213H112ZM164 215V214H163ZM247 215V216H246ZM251 215V214H250ZM61 216H62V214H61ZM66 216V215H65ZM64 216V217H65ZM88 216V215H87ZM96 216V215H95ZM104 216V215H103ZM107 216V215H106ZM127 216V215H126ZM136 216V215H135ZM147 216V215H146ZM174 216V215H173ZM173 216H169L170 218L171 217H173ZM177 216V215H176ZM15 217H17V215L15 214V216H14V218L13 219H11V220H8V221H6V222H0V237L2 238L3 237V234H7V233H4V231H6V230H10L14 235L13 236H15V237H17V238H24V240L25 239H28L27 237L28 236H30L31 234H32V232H34V231H32L31 232V230L23 223L24 222V220L23 221H19V218H18V220L17 219H15ZM26 217H29V216H26ZM47 217V216H46ZM52 217V216H51ZM56 217V216H55ZM79 218H77V219H80V216H78ZM86 217V216H85ZM89 217V216H88ZM92 217V216H91ZM105 217V216H104ZM104 217H102V218H104ZM112 217V216H111ZM116 217V216H115ZM156 217V216H155ZM160 217V216H159ZM166 217V216H165ZM54 218V217H53ZM107 218V217H106ZM105 218V219H106ZM113 218V217H112ZM112 218H111V220H112ZM253 218V219H252ZM22 219H23V217H22ZM66 219H69V218H66ZM83 219V218H82ZM82 219H80V220H82ZM84 219H86L87 220V218H84ZM82 220L83 222L84 221H86V220ZM104 219V220H105ZM116 219H117V217H116ZM45 220H47V219H45ZM50 220V219H49ZM49 220H47V221H49ZM52 220V219H51ZM53 220H57V218L56 219H53ZM59 220V219H58ZM70 220V219H69ZM89 220V222L91 221V222H93V220L91 219H88ZM96 220V219H95ZM110 220V221H111ZM113 220H115V218H113ZM112 220V221H113ZM118 220V219H117ZM27 221V220H26ZM29 221V220H28ZM63 221V222H62ZM61 222L62 223H59V221H57V225H61V224H67V223H65L64 222V219L62 220ZM74 221V220H73ZM72 221V219H71V222H73ZM82 221H79L80 222V224H81V222ZM109 221V220H108ZM132 221H134V220H132ZM168 221V222H167ZM45 222V221H44ZM52 222V221H51ZM70 222V227H71V225L73 224V223H71ZM113 222H115V221H113ZM113 222H112V224H113ZM119 222L121 223L122 221H120L119 220ZM131 222V221H130ZM137 220H136V224H137ZM27 223V222H26ZM76 222H74V225H77V224H75ZM85 223H87V222H85ZM93 223H95V222H93ZM111 223V222H110ZM119 223V225H121ZM123 223H125V221L123 220ZM122 223V225H124ZM127 223V222H126ZM39 224V223H38ZM42 224V223H41ZM43 224H45V223H43ZM43 224L41 225V226H43ZM49 224V223H48ZM69 224V223H68ZM67 224V225H68ZM112 224H110V225H112ZM115 224H116V222H115ZM118 224V223H117ZM116 224V225H117ZM130 224V223H129ZM133 224V223H132ZM139 224V223H138ZM56 225V226H57ZM66 225V226H67ZM84 225V224H83ZM122 225L120 226V227H118V225H117V227L114 225V227H116V228H119L116 232L114 231V230H112V231H114V235H111V236H114L113 238V240H115V243L113 244V242H111V244L110 243H106V244H102V243H100V244H97L96 243V245H97V253L95 252V256L94 257H92V260H91V262L90 261H88V260H83V261H85L83 264H149L150 262H151V260L152 259H150V258H148L149 256H147V257H145L146 256V254L144 253V257L143 258H145L146 259V261H148L147 260V258L148 259H150V261H148V262H146L145 261V259L143 260V259H141V255L140 256H136V254H135V256H133L132 254V256H128L130 253H132L134 250L132 249V245H133V243H134V238H137V237H141L140 235H138L137 237H134L133 236V234L130 232V231H133V230H131L132 229V227H134V226H132L131 227V229L130 230H128V228L130 227V226H128V228H127V225H128V223L126 224V228H124L125 227V225L122 227ZM131 225V224H130ZM30 226V228H31V225H29ZM35 226V225H34ZM40 226V227H41ZM49 226V225H48ZM47 226V224H46V227H48ZM78 226H82V224L81 225H78ZM139 226V225H138ZM137 226V227H138ZM153 226H155V225H153ZM36 228H37V224H36V226H35ZM38 227H39V225H38ZM45 227V226H44ZM58 227V226H57ZM64 227V226H63ZM63 227H61L60 229H62ZM73 227V226H72ZM85 227V226H84ZM87 227V226H86ZM84 228V229H86V230H88L87 228ZM113 227V226H112ZM113 227V228H114ZM136 227V228H137ZM187 227V228H188ZM43 228V227H42ZM48 228H50V227H48ZM52 228V227H51ZM50 228V229H51ZM55 228V227H54ZM136 228H135V230H136ZM181 228V227H180ZM179 228V229H180ZM194 228H196V227H194ZM194 228L192 229L193 231H194ZM199 228H200V226H199ZM32 229V228H31ZM35 229V228H34ZM39 229H41V228H39ZM43 229H45V228H43ZM53 229V228H52ZM56 229V228H55ZM59 229V227H58V231L60 230ZM98 229H100V232L102 233V232H104V231H101L102 230V228L100 227V228H98ZM97 229V230H98ZM184 229H186V228H184ZM33 230V229H32ZM38 230V229H37ZM64 230H66L65 232H67V233H72L71 234V236L73 235V237L74 236H77L78 237V239H76V237L75 238H73V240L74 239H76L75 241H76V244L78 245L77 247H79V248H81L82 250H85V249H87L92 243H94V241H95V237L94 238H88L85 234H86V232L87 233H91L90 231L88 232V231H86L85 232V230H84V232L85 233H83L82 231H81V229L78 227V228H68V227H66V229H64ZM64 230H60V231H62L63 233H64ZM111 230V229H110ZM151 230V229H150ZM197 230V229H196ZM44 231V230H43ZM99 231V230H98ZM111 231V232H112ZM148 231V230H147ZM152 231L150 232V233H152ZM192 231V232H193ZM7 232V231H6ZM11 232H9L8 234H11ZM39 232V231H38ZM55 232V231H54ZM100 232H99V234H100ZM109 231H105V233H108ZM136 232H138V231H136ZM191 232V231H190ZM202 232V231H201ZM34 233H36V232H34ZM33 233V234H34ZM52 233V232H51ZM60 233V232H59ZM94 233H96L95 231H94ZM104 233V235H106ZM110 233V232H109ZM108 233V234H109ZM133 233H134V231H133ZM141 233L143 234L144 232H142L141 231ZM179 233V232H178ZM177 233V234H178ZM195 233V232H194ZM53 234V233H52ZM107 234V235H108ZM111 234H113V232L111 233ZM139 234V233H138ZM148 234V233H147ZM147 234H146V236H147ZM153 234V233H152ZM38 235H42L43 236V239L45 238V239H49V236L51 235V234H49L48 232H46V231H44V232H41V234L39 233ZM87 235H89L90 237H91V235H94L95 236V234H87ZM101 235H103V234H101ZM103 235V236H104ZM151 235V234H150ZM175 235V236H174ZM196 235V234H195ZM194 235V236H195ZM202 235H204V234H202ZM201 235V236H202ZM54 236V235H53ZM62 236H64V235H62ZM109 236V235H108ZM107 236V237H108ZM111 236H109V237H111ZM4 237H5V235H4ZM36 237H38L37 235H36ZM36 237H35V239H36ZM52 237V236H51ZM56 237V236H55ZM97 237V236H96ZM106 237V236H105ZM107 237H106V239H107ZM148 237H149V234H148ZM154 237V236H153ZM162 237V238H163ZM173 237H170V238H173ZM198 237H200V235L198 236ZM32 238V237H31ZM57 238V237H56ZM62 238V237H61ZM67 238V237H66ZM70 238H72V237H70ZM69 238V239H70ZM98 239L100 238V237H97ZM138 238V239H139ZM179 238V239H180ZM10 239V238H9ZM42 239V238H41ZM51 239V238H50ZM68 239V241H70V244H74L75 245V241H74V243L71 241V240H69ZM93 239H94V241H93ZM106 239H105V241H106ZM144 240H145V236H144V238H143ZM142 239V240H143ZM150 239H152V238H150ZM156 239H158V238H156ZM166 239V238H165ZM29 240H30V238H29ZM38 240V239H37ZM108 241L110 240V239H107ZM136 240V239H135ZM139 240H141V238L139 239ZM144 240L142 241V242H144ZM153 240V239H152ZM163 240V242H164V238L162 239ZM170 240V239H169ZM173 240H174V238H173ZM176 240H178V238H176L175 239V242H176ZM15 241V240H14ZM19 241V240H18ZM26 241V240H25ZM40 241H42V240H40ZM47 241V240H46ZM54 241V240H53ZM56 242H57V240H55ZM54 241V242H55ZM59 241V240H58ZM66 241V240H65ZM138 241V240H137ZM146 241V240H145ZM157 241V240H156ZM156 241H154V242H156ZM181 241H182V243H181ZM186 241H188V240H186ZM22 242V241H21ZM27 242V243H26ZM26 242H23V244L24 243H26L27 245H28V240L26 241ZM32 242V241H31ZM37 242V241H36ZM39 242V241H38ZM48 242V241H47ZM47 242H45L46 243V245H47ZM62 242V241H61ZM64 242V241H63ZM72 242V243H71ZM96 242V241H95ZM97 242H100V241H97ZM136 242V241H135ZM149 242V241H148ZM160 242V241H159ZM158 242V243H159ZM162 242V243H163ZM166 242V241H165ZM167 242H168V240H167ZM171 242H172V239H171ZM178 241H177V243H179ZM34 243V242H33ZM32 243V244H33ZM105 243V242H104ZM137 243H139V242H137ZM140 243H141V241H140ZM139 243V244H140ZM43 244V243H42ZM48 244H49V242H48ZM54 244V243H53ZM67 244H68V242H67ZM95 244V243H94ZM146 244H148V243H144V246H146ZM169 244V243H168ZM171 244V243H170ZM184 244V243H183ZM22 245V244H21ZM25 245V244H24ZM26 245V246H27ZM29 245H30V243H29ZM28 245V246H29ZM35 245H37V243H35ZM46 245H45V247H46ZM50 245V244H49ZM143 245V244H142ZM141 245V246H142ZM155 245V244H154ZM166 245H167V243H166ZM34 246V245H33ZM42 246V245H41ZM56 246V245H55ZM70 246V245H69ZM68 246V247H69ZM134 246H136V245H134ZM158 246H159V244H158ZM165 246V245H164ZM170 246L171 245H169V247L168 248H170ZM186 246H187V244H186ZM22 247V246H21ZM20 247V248H21ZM37 247V246H36ZM71 248H72V246H70ZM75 247V246H74ZM184 247V246H183ZM250 247H252L253 248V250L252 251H255V253H257V254H253L254 252H252V254H253V256H252V254H250L249 252H248V248H249V251H251L250 250ZM39 248H41L40 246L38 247V248H36V249H38L39 250ZM70 248V249H71ZM134 248V247H133ZM138 248V246L136 247V249ZM147 248V247H146ZM157 248V247H156ZM159 248H160V246H159ZM162 248H163V246H162ZM184 248H186V247H184ZM35 249V250H36ZM50 249V248H49ZM57 249V248H56ZM61 249V248H60ZM63 249V248H62ZM66 249V248H65ZM73 249V248H72ZM76 249V248H75ZM91 249V248H90ZM135 249V250H136ZM140 249V248H139ZM153 249V248H152ZM171 249V248H170ZM255 249V250H254ZM262 249L260 250L261 252H262ZM46 250V249H45ZM44 250V251H45ZM52 250V249H51ZM77 250V249H76ZM81 250V251H82ZM142 250V249H141ZM243 250V252H240V251H242ZM244 250H246V251H244ZM46 251H48V248H47V250ZM62 251V250H61ZM77 251H80V250H77ZM81 251H80V253H81ZM89 251V250H88ZM138 251V250H137ZM164 251H165V249H164ZM163 251V252H164ZM170 251V250H169ZM180 251V250H179ZM178 251V252H179ZM42 252V251H41ZM50 252V251H49ZM49 252H48V254H49ZM55 252H58V251H55ZM59 252H60V250H59ZM58 252V253H59ZM82 252H86V251H82ZM141 251H139V254H142V253H140ZM154 252H155V249H154ZM162 252V251H161ZM162 252V253H163ZM166 252V251H165ZM164 252V253H165ZM171 253H172V251H170ZM264 252V251H263ZM42 253H46V252H42ZM65 253V252H64ZM149 253H150V250H149ZM152 253H153V251H152ZM151 253V254H152ZM156 253H157V251H156ZM156 253H155V255H156ZM158 253H159V251H158ZM157 253V254H158ZM162 253H160V255H162ZM174 253V252H173ZM48 254H46L47 256H46V258H45V262H48V260H50V255H48ZM56 254V253H55ZM60 254V253H59ZM151 254H150V256H151ZM175 254H177V252L175 253ZM179 254V253H178ZM177 254V255H178ZM61 255V254H60ZM64 254L62 253V256H63ZM70 255V254H69ZM82 255V254H81ZM138 255V254H137ZM153 255H154V253H153ZM159 255V254H158ZM164 256H165V254H163ZM167 255V254H166ZM168 255H169V253H168ZM41 256H42V254H41ZM40 256V257H41ZM44 256V255H43ZM52 256V255H51ZM61 256V257H62ZM53 257H55V256H52V258ZM58 257V256H57ZM80 257V256H79ZM153 257V256H152ZM155 257V258H156ZM31 258V257H30ZM63 258V257H62ZM255 258H257V257H255ZM254 258V259H255ZM61 259V258H60ZM80 259H81V257H80ZM79 259V260H80ZM88 259H91V258H88ZM254 259H253V261H254ZM40 260H42L41 258H40ZM78 260V261H79ZM155 260V259H154ZM27 261V260H26ZM35 261H37V260H35ZM43 261V260H42ZM41 261V262H42ZM44 262V261H43ZM44 262V263H45ZM55 262V261H54ZM57 262V261H56ZM29 263H30V261H29ZM32 263V262H31ZM69 263V262H68ZM78 263V262H77ZM152 263H154L153 261H152ZM156 263V262H155ZM154 263V264H155ZM22 264V263H21ZM35 264H38V263H35ZM39 264H40V262H39ZM46 264V263H45ZM48 264V263H47ZM55 264V263H54ZM58 264V263H57ZM73 264V263H72ZM76 264V263H75ZM151 264V263H150Z\"/></svg>",
  "mask_w": 264,
  "mask_h": 264
}]
</instances>
